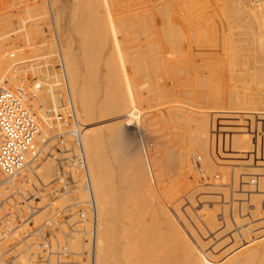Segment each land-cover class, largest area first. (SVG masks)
Returning a JSON list of instances; mask_svg holds the SVG:
<instances>
[{"label": "rangeland", "instance_id": "1", "mask_svg": "<svg viewBox=\"0 0 264 264\" xmlns=\"http://www.w3.org/2000/svg\"><path fill=\"white\" fill-rule=\"evenodd\" d=\"M79 1L78 0H52V1L50 0V3H52V9H53L52 11L54 12L55 23H56V26H57V29H58L59 39H60L61 48H62L60 50V54L62 55V58L64 59V65H65L66 61H65V58L63 56V54H65V53H64L63 50L66 47L68 48L69 45H70L72 57L75 59V62H76L77 66H78V68L80 70V78L83 81H85L84 79H86L85 82L88 85V87H87L86 84H85V86L88 89L91 88V90L94 93L93 94L94 95L93 97L96 98V100L94 98L93 99H94V106H95V116H97V115L98 116L97 117L94 116L93 123H89L90 122L89 120H83L82 113H81V111L79 109L80 107H79L78 100H77V98H75V95L72 92L74 101L76 103V108H77V111H78L79 119L82 121L84 127H89V125L91 126V125H94L95 124V126L97 125L96 127H98V128L100 127L96 131L97 132H100V130H101L102 131V134L104 136V135H106L105 133H107V132H105L106 129H104L102 127H106L107 126V127H109L108 129H110V130H113V129L116 130V129H118V130H116L118 132L115 131L113 133L114 136H117L118 137L119 132H120L122 134L119 135V137L122 136L123 133H124L123 136H126V137L129 138V139H124V137L122 136L123 137L122 138V141L123 142H122L121 139L118 137L120 139V141H118L119 143L120 142H122V143L126 142V144L129 146V147L127 146V149L129 150V151H127L126 146H123V147H125V149H123V148H121L122 147V143H120L121 144V146H120L121 149L120 150H123V154H125V155H123L124 161H125V159L127 161L129 159V162L126 161L127 162V167H126V165H125V167L128 169V164L132 162L131 163L132 166H130V164H129V169L130 168H132V169H130V170L128 169L127 170V171H129V173L126 171L127 172L126 173L127 176L125 175L124 178L129 177V175L133 171H134V174H135L136 173L135 171H137V170L139 171V169H140V172H138V174L140 175V177H139V175H138V177H137V175H135V177H137V181H135V183L138 182L139 185L138 184H134V185L131 184L133 186L130 189V188H128L129 183H128V185L125 184L126 186L124 185V187L121 189V192H122L123 195H125L123 192H125L126 189H127V192H125L126 195H131L132 196V193H133V195L135 197H137L136 199L139 200L138 202H141V199L140 198H143L144 199V196L143 195H146L145 196L146 197L145 199L148 198L147 200H145V199L142 200V203H138V204H141V206H142L141 208L138 209V212L140 211L139 214L142 216L141 212L143 210L144 211L142 213L145 214L144 215L145 217L142 216L143 217V218L141 217L142 219L139 218L138 226L142 222L141 220H143L142 224L140 225L141 227L139 226V228H137L139 230V232H142V230H143V233H144V231H146V232L147 231L155 232L154 231V229H155L156 230V234H155V245L157 244V242H159L158 238L156 239V237L157 236L159 237V234L160 233L163 234V230H162L161 226L159 225L160 224L159 223L160 222V218L158 217V213H157V208H159V207L155 203V202L158 201L159 203L158 202L157 203L160 204V206L162 208H165V210H169L170 211V214L173 213L172 215H173V217H175L174 219L177 221V224H178L179 228L182 229L181 231L183 233L185 232L187 238L190 239L189 241H191L192 244L194 243L193 245L195 246L196 250L200 249V250H198V252H200L201 249H202V251L204 253L203 255H205V253L207 254L206 256H203L202 255V257H204L203 259H205V257H208V260H210V261H207L205 259L206 261H204V260H202V257H200V255H199V256H195V258H194L195 259V262H197V260L199 259L198 261H200L201 264H204V263H206V264H212L213 262L216 263V264H220V263L221 264H224V262H226L228 260V259L227 260L225 259L228 256V254L226 255V251L225 250L227 249V247H229L230 245H232V243H238L239 246H237V247H240L238 253H236V251H235V253L237 254L236 257H238V255L240 254L239 252H242V250L244 251L245 249H248V247L249 248H252L251 247V244H252V241L251 240H253V239H259L260 237H263L264 236V233H262L264 231V225H261V224H264V210H263L264 209V205H263L264 204V196H262V195H264L263 194L264 193V191H263L264 190V186H263L264 185V172L262 173V170H264V168L261 167V166H258V167L255 166L256 169L258 168V171L256 172V169H255L254 165L253 166H250V165H252L254 163L253 160L258 159V158H255L256 157L254 155L255 153L253 154V157L251 158V160L249 159L250 161H248V159H245V160L248 161L247 164L249 163L247 166L245 165L243 167V166H237V165L232 164L233 161H231V159L232 160L234 159L233 156L235 157V159L236 158L240 159V156L239 155H236V153L234 152V150L232 148H229L230 147L229 144L223 138L227 137V135H229L230 133H233V131H232L234 129V128L232 129V126L233 125H234L233 127H236V128H237V126H240V125L241 126H244L245 128H249L248 127V122L251 120L252 117H255L256 115L258 116V110L261 112V114L264 113V109H263L264 106H260L261 104L264 105V81H263L264 80V76H263L264 72H263V74H261V70H260V67H264V30L261 31V33L263 35L262 36V35H260L261 33H259L260 31H257V29L256 30H252L249 27H245V26L243 27V25H248L249 26V25L255 24L256 23V19H252V17H250V18L247 17L246 18V16L241 15L242 17H240V19H238V16H234V17H229L230 19L227 18L225 20L227 23H230L231 26H233V27L235 26L234 28L231 27V29H230L231 31L229 29L224 30L222 28H220L219 30H217L218 29L217 28L215 30L209 31L210 33H212V36H211V34L209 32H206L205 33V31H204V33L206 35L203 32L200 33L198 30H196V28H194L193 26H191L192 24H191V20L189 18V15L191 14V9H190L191 3H192L191 0H171V1L170 0H159L160 3H159L158 0H146V1L145 0H91V1H89V0H85V1L84 0H79ZM107 2L110 3V4H107ZM82 3L83 4L85 3L88 6H86L85 4L83 5ZM33 4H35V5H33ZM76 5H79V6L82 5V6H84V8L85 7H88V8L85 9V11H84L83 7H81V6L78 7L77 6V9H75L76 8ZM89 6H90V8H89ZM105 6H106V8H105ZM213 6H214V4L211 6V8ZM93 7H95V8L94 9H91ZM132 8H134L135 10L132 9ZM215 8L216 9L218 8L217 9L218 12H217V10H215L216 13H214V15L215 14H219V12L221 11V7H219L216 4L215 5ZM88 9L90 10V12H88ZM158 9H159V11H158ZM71 10L73 11V13H75V10H76V14L75 15L73 14L74 16L72 15V11ZM94 10H97L96 11L97 13ZM91 11L93 12V14L91 13ZM106 11H107V13H106ZM84 12H86V14ZM56 13H57V15H56ZM199 14H201V11H200ZM80 15H81V17L85 16V17L82 18L83 20L80 18ZM90 15H91V17H90ZM167 15H169V17L171 16L170 18H172L171 21L173 23L172 22L170 23V20H169L170 18H167L166 17ZM92 16H93V18H92ZM162 16H163L164 19L162 18ZM219 16H220V14L216 16L217 18L212 17L211 21H213V22L211 23V25L216 26V25H218L221 22V19H219L221 16L220 17ZM86 17H87V19H86ZM73 18H75V20ZM99 19H101V20H99ZM165 19H168L169 20V23H167L168 20H165ZM80 20H81V22L79 23ZM88 20H89V22H91V24L87 23ZM91 20L93 21V23H92ZM98 20L100 21V23H98L99 22ZM73 21H74V24L72 23ZM94 21H96V23H98V27L96 26V28L95 27H92L93 25L94 26L96 25ZM126 21H128V22H126ZM214 21H216V22L218 21V23H216V25H215L214 24ZM76 22L79 23V24H83V23L84 24L81 25L82 27L81 26L79 27V26H77L78 24H76ZM102 22H104V23H102ZM253 22H255V23H253ZM86 23H87V25H86ZM99 24H102V25L104 24V25L102 26V25H99ZM74 25L77 26V27H75ZM90 25H92V26H90ZM168 25H169V28L171 27L170 29L172 31L169 30V29H167L168 28ZM176 25H177V27H176ZM237 25H240V27H243V28L237 29L236 28ZM47 26L48 27L50 26L49 25V19H48V4H47V0H0V73L3 72L5 74H7L8 71L14 70V68L12 66H13V64L15 62H17V61L18 62H21L23 64H18L17 65V69H19V66H21L20 67V70L21 71L24 70L23 72L29 74L32 77V78H30L31 81H32V79H36L35 81H33L35 84H37V82L39 84L41 83L40 85L39 84H37V85H39V87H43L44 90H46L45 91L46 93H48L47 89L49 87H53V84L55 83V80H53L54 81V83H53L52 80H51V78H49V76L50 75H53L52 77L54 79H55V77L57 78V76H59L57 74H54L55 72L53 70L54 69V64H55V52H56V49H55V47H53V46H55V43H53L52 42V39L49 38V36L47 35V32L49 33L48 30H50V27L48 28ZM84 26H85V28H86V26H90V28H92V29H89V27H87L85 29ZM166 26H167V28H166ZM105 27L106 28L108 27V28L106 29ZM162 27H163V29H162ZM93 28H94V32L91 31V30H93ZM139 28H141V29H139ZM178 28H179V30H178ZM45 29L46 30L48 29L47 32H46ZM74 29H76V30L74 31ZM108 29L110 30V32H109ZM165 29H166V33H168L170 31L169 35H171V32H173V34L175 33L176 36H175V41L174 42H176V43L178 42V44H176V45H178L177 46L178 47V50H180L179 47H181V49H184L186 51V53L190 51V52H192V54L190 52L187 53L188 56L187 55L186 56L184 55L185 58H184V56H182L183 58L181 57V55L185 54L184 53V50H181L182 52L180 51V52H178V54H176L175 52H173V54H169V52L167 51V48L165 46L164 39H162L163 38L162 34L165 31ZM81 30H84L85 32H86V30H88L87 31L88 33L87 32L85 33L84 31H81ZM139 30H141V31H139ZM186 30H187V32H186ZM76 31H79L78 34L80 36L77 35V32ZM89 31H91V32L89 33ZM82 32H84V33H82ZM96 32H98L97 33L98 34V37H97ZM226 32H227V34H226ZM229 32H231V33H229ZM255 32H257V33H255ZM91 33H93L95 35H93V34L90 35ZM102 34H103V36H102ZM137 35H139V37ZM124 36H126V37H124ZM178 36H179V39L177 38ZM260 36H262V37H260ZM257 37H258V39H257ZM67 38H68V40H67ZM199 38H200V40H199ZM259 38H260V40H259ZM48 39H50V40H48ZM82 39H83V42H86L87 39H88V41L86 43L89 44V42H91L90 43L91 46L88 45V44L86 45V43H84L86 46L83 45V43L81 41ZM223 39L225 41H227L229 43L231 42V43L229 44V43L225 42ZM208 40H209V42H208ZM78 41H79V43H78ZM97 41H98V43H97ZM113 41H114V43H113ZM180 41L181 42L184 41L183 44L180 43ZM185 41H188V43L185 42ZM232 41H233V45H235V43H236L237 44L236 45L237 47H239V46L241 47L240 49L237 48L238 51L236 50L237 51L236 53L238 55V56L236 55V59L233 58V57L231 58V56L229 58H227L229 56L227 54L228 53L230 54V52H231V51L229 52V47H230V45H232ZM65 42L68 44L67 46H66V43ZM258 42H260L259 43L260 45L258 44ZM92 43H93V45H92ZM184 43H185V47L186 48H183L184 46H182V45H184ZM81 44H82V46H81ZM113 44H115V48H116L115 50L113 49V46H114ZM255 44H256V46H255ZM228 45H229V47H228ZM88 46H89V48H88ZM92 46H93V48H92ZM82 47H84V48H82ZM133 47H134V49H133ZM137 47L140 48V49H138ZM177 47H176L175 50H177ZM207 47H209V48H207ZM247 47H248V49H247ZM90 48L92 49L91 53L89 51V50H91ZM103 48H104V50H102ZM127 48H129L132 51L125 50ZM187 48H188V51H187ZM254 48H255V50H254ZM85 49H86V51H88L87 53H85L86 52ZM80 50H81V52H80ZM95 50L96 51H99V52H96ZM61 51H62V53H61ZM111 51L113 52L114 55L113 54L111 55ZM137 51H139V52H137ZM253 51H255V52H253ZM11 52H13L15 54V56H14L15 58H13V59H10L9 58V53H11ZM118 52H119V54H118ZM153 52H155V53H153ZM167 52H168V54H167ZM252 52H253V54H252ZM81 53L82 54H85L84 57H83V55H81ZM86 54H87V56L89 55L88 56L89 59L86 56ZM92 54H94V56H96V57H94V58L91 57V56H93ZM108 54H110L111 55L110 57L113 58V59H111V61H110V57H109ZM141 54H143L144 56L141 55ZM48 55H49V60L47 61ZM118 55H119V57H118ZM175 55L176 56L179 55L180 58H179V56H177V58H176ZM252 55H254V56H252ZM169 56H171V59L168 58ZM207 56H209V57H207ZM249 56H250V58H249ZM164 57H166L167 59H164ZM186 57H187L188 60L186 59ZM237 57H239V58H237ZM242 57L245 60H242L241 59ZM90 58H92V59H90ZM108 58H109V61H107V62H110V65L109 66L110 67H113L114 66L112 69H113V72H114L115 76L114 75L113 76L116 78V81L117 80L119 81V83H118V81L116 82L114 77H113V82H112V79L111 80L109 79V81H111L113 83V86H114V87H112V85H111L112 83L111 82H108V83H110L112 89L107 87V85H108V83L106 82L107 79L104 76V74L108 70H109L107 72L108 75H109L110 71L112 70V69H110L109 67L106 66V65H108V63L105 64L106 63V59L108 60ZM114 58H116V59H114ZM207 58L208 59L210 58V59L208 60ZM133 59H134V63H133ZM142 59H144V60H142ZM172 59H174V60H172ZM191 59L193 60V62H192ZM219 59H221V60H219ZM230 59H233L234 61L233 60H230ZM239 59H241L244 62V64L241 67L239 65L241 63H243V62L240 61ZM89 60H90V64H93V61H94V64L96 65V66L95 65H92V66H94L93 67L94 70L91 69L92 67H89V66H91L89 64ZM96 60H98V61H96ZM129 60H131V61H129ZM201 60H203V61L201 62ZM228 60L230 61V63H229ZM87 61H88V64H87ZM145 61H147L148 63H150V66L152 67L151 68L152 70H149V75H151V76L153 75V77L149 76V79H151V81H148V83L146 82V85H145V83L142 84V82H145V80H143L144 77L143 76H141L142 78L140 77V75H141L140 73L143 72V74H144V71L143 70L142 71L140 70L141 71L140 72V71H137L136 70V69L139 70L141 68L140 63L145 62ZM175 61H176V63H175ZM177 61H178V63H177ZM236 61H237V63H240V64L238 65L237 63H234ZM238 61H240V62H238ZM258 61H261V62H258ZM166 62H167V64H166ZM188 62H189V64H188ZM227 62L229 63V65H228ZM232 62L235 65L229 67L230 65H233ZM114 63H116L118 66L116 64H114ZM172 63H173V65H172ZM204 63H208L213 68H211L208 64H205V66H204ZM245 63H246V65H245ZM258 63L261 64V65H258ZM85 64H87V65H85ZM169 64H171V65H169ZM186 64L189 65V66H191V68L189 66H187ZM199 64L200 65L202 64V65L200 66ZM236 64L238 65V67H236L238 69L235 68ZM153 65L155 66V68H154ZM183 65H184V67H183ZM138 67H140V68H138ZM178 67H179V69H177ZM64 68L66 69L65 66H64ZM217 68H219V69H217ZM118 69H119V71H118ZM242 69H244V70H242ZM246 69H248L249 71H247ZM217 70L219 71L218 73H217ZM150 71H152L151 74H150ZM116 72L117 73L119 72L118 74L120 76H117L118 74ZM124 72H125V74H124ZM138 72H139V74H138ZM185 72H186V74H185ZM214 72H216L217 74H214ZM112 74L113 73L111 71V75ZM134 74H136L137 76L134 75ZM81 75L84 76V79H83V76L81 77ZM138 75H139V77H138ZM86 76L89 79L88 82H87ZM88 76L89 77L91 76L93 79L91 78L92 79L91 80ZM186 76H187V78H186ZM109 77H112V76H109ZM118 77L120 78V80H119ZM136 77L138 79H136ZM257 77H258V79H256ZM185 78H186V80H185ZM220 78H222L221 79L222 83H219V82H221L220 81ZM231 78H233V79H231ZM193 79H195V80H193ZM229 79H230V81H229ZM141 80H143V81H141ZM255 80H257V81L259 80V82H258L259 84ZM195 81L197 82V84H196ZM204 81H206L207 83L209 81V83H211L210 84V88H209L208 85H205L203 87V85H202L203 83L202 82H204ZM68 82H70V81L68 80ZM114 82H116V83H114ZM121 82H123L122 83V87H121ZM216 82L219 83V84H217V86H216ZM106 83H107V85H106ZM125 83H127V84H125ZM130 83H131V85H130ZM184 83H187L189 85L186 87L185 85H187V84L184 85ZM192 83H194L195 85H193ZM91 84H92V86L94 88L93 87H89ZM96 84L98 85V87H97ZM140 84H142V85H140ZM201 85H202L203 88L201 87ZM218 85H219V87H218ZM220 85H221V87H220ZM116 86L118 87V90L119 91L118 90L117 91L120 92V94L117 91L114 92V90H116V88H117ZM126 86H128V88ZM129 86H130V89L131 90L129 89ZM131 86H132V88H131ZM70 87H71L70 89L72 91V85ZM105 87H107V89L109 91V92L108 91H106V92H108L107 93V96H108L107 98H109L110 100H108L107 98L104 97L105 96ZM193 87H195V88H193ZM196 87H198V88L196 89ZM178 88H180V89H178ZM216 88H217V91L220 92V93H218L216 91ZM220 88L222 90V93H221ZM109 89L111 90V92H110ZM94 90H96L95 92L97 94H95ZM181 90H184V92L183 91L180 92ZM92 91H91V93H92ZM244 91L246 93H243ZM89 92H90V90H89ZM181 93H182V95H181ZM158 94L160 96H158ZM110 95H111V97H109ZM117 95H118V99L120 100L119 101V104L122 103V105L121 104L120 105L117 104L114 108H116L117 106H119L120 108H122V106L124 105L123 109H121V112H120L121 114H119V111H120L119 109L120 108L117 111V108H118L117 107L116 110L114 109L112 111V113L113 112L114 113L115 112L117 113L116 114L117 117L115 116V114L114 115L112 114L115 117H113L112 115H109L108 117L107 116H103V115L102 116L99 115V113L97 112L99 110V108L97 106H100V104L102 106L104 104V100L105 99H107L110 102L111 101V98L112 99H115L117 97H114V96H117ZM203 95H205V96H203ZM103 97L105 99H103ZM119 97H121L122 100ZM242 97H243V99H242ZM48 99H49L48 97H45V99L42 100L43 103L41 105L43 106V108H45V107L46 108H53L54 107L52 105V103L48 101ZM107 100H105V102ZM121 101H123V102H121ZM255 101H257V102H255ZM57 103H58V99H57ZM38 104L40 105V102L36 104L37 107L39 106ZM257 104H258V106H257ZM254 105L256 107H254V109H252ZM33 106H34L35 109H37V107L35 105H33ZM176 111H178V112H176ZM179 112H180V114H179ZM253 112L255 114H253ZM122 114H123V116H122ZM251 115H252V117H251ZM164 116H166V117H164ZM223 116L225 117L224 119H223ZM98 117H99V119H98ZM101 117H103V118H101ZM195 117H197V118H195ZM205 117H206V119H205ZM235 117H237V118L235 119ZM235 120H237L236 122H237L238 125L235 123ZM243 120H244V123L245 124L243 123ZM218 121L219 122L221 121V123H219ZM231 121H233L234 123L232 124ZM163 122H164V124H162ZM166 122L168 123L167 125H166ZM227 122H231V123L230 124H226ZM116 123H119V124H116ZM44 124H43L42 128L45 129L46 126L44 127ZM116 125H120V127H123V128H115V127H117ZM227 126L229 127V129L231 128L232 130L230 129V131H228V127ZM142 127H144V128L147 127V128H145L146 131L143 130L144 128L142 129ZM150 127L152 129H150ZM218 127H220V128H223V127L225 128L226 127V128L224 129L225 131H223L222 129L220 131V129H218ZM244 127H242V128H244ZM166 128H167V131H166ZM119 129H120V131H119ZM171 129L173 131H174V129H176L178 131H174L173 132ZM183 129H185V130H183ZM121 130L123 132H121ZM164 130L167 132V134L165 133ZM179 130H181L180 131L181 133L179 132ZM47 131H48V129L46 128L44 130V132H46L47 134H49V132H47ZM157 131H159V132H157ZM160 131L162 132V134H165V135H168L169 132H170L171 134H169V136L170 135L171 136L174 135L175 137L172 136L171 137L172 139H169L170 140L169 141L168 139H165V138L166 137L170 138V137L169 136H165V135L163 137V135L161 134ZM226 131H228V132H226ZM172 132L174 134H172ZM177 132H179V134ZM117 133H118V135H117ZM132 133H134V134L132 135ZM183 133H184V135H182ZM191 133L194 134L193 136L195 137V139H199L200 141L202 140L201 138H203V140H204V138H206L204 140V141H206L205 144H207V141L211 140L210 141V147L209 148H211V144H212V148L213 149H210V150L208 149L209 152H207V153L209 155H212L210 157L212 158V160L214 158L213 161H215L218 158V160H217V162H218V169H220V167H221V169H223V167L225 169H228L229 172L227 170L223 169L225 172L227 171L229 173L228 174V177H226V178L223 177V175H222L223 173H222V170L221 169H220L221 171L217 169L218 171H216V172L214 170H212V172L205 170V172L207 173L206 175H208V177L210 176L212 178L209 181H206V183H200L198 181V178H196L197 173H195L196 171L194 172V169H193V173L192 172H191V174H189L190 172L188 173L189 168H190L188 164L183 163L184 167L183 166H182V168L180 167V165H182V163H180L179 156H176L177 158H179V160L176 162V163L179 162V166L176 165V168H175V171H177V169L180 170V172H178L179 174L175 173V171L173 172V170H174L173 168L175 167V165L174 166H171V164H170V167H172L173 170L170 168L169 171L172 170L171 171L172 173L166 171V170L169 169V164H166V162L168 163L169 158H170L169 162L171 160H172V162L175 161V160H177L176 158L175 159L173 158L174 160L171 159V156L168 153H166L169 150L168 147H170V148L171 147H174V145L172 146L170 143H174V139H175V141L177 140V141H179V143L181 142V144H182V142H183V144H185V140H187V139H185V137L188 138L189 135H191ZM204 133H206L207 135H205ZM160 134H161L162 137H160ZM175 134H178L179 137L176 138L177 135H175ZM180 134H181V136H180ZM197 134H198V136H197ZM200 134H201V138H199L200 137ZM210 135L212 137H210ZM48 137H49V135H48ZM83 137H84V135H83ZM181 137H183V140L184 141L182 140ZM118 138H115L114 137V140L115 139L118 140ZM208 138H210V139H208ZM218 138H221V141L220 140H217ZM83 139H84V141H83L84 146L86 147V145H85V138H83ZM132 139H133V141H132ZM159 139H160V141H159ZM163 139H165V142H164ZM178 139H180V140H178ZM117 140H115V142L119 146L120 144L117 142ZM127 140H130V141H127ZM161 140H162V142H161ZM212 142H214V145H213ZM217 142H218V144H217ZM162 143H163V145H162ZM166 143H167V147L165 146ZM157 146H159V147H157ZM175 146H176V143H175ZM104 147L106 148L103 151V152H105V155L103 154V156H105L104 159L106 160L108 158L109 161L112 163V165H114L113 164L114 157H112V158L110 157V156H113V153L111 152L110 148L107 147V145H104L102 148L104 149ZM163 147H164V149H163ZM156 148H158V149H156ZM217 148H220V149H217ZM159 149H161V150L163 149L164 151H166V150L167 151L164 152L162 150L160 152V154H159V151H160ZM206 149H207V147H206ZM214 150H216V151H214ZM218 150H220L221 153ZM229 150H230L231 153L229 152ZM126 151L129 153L128 155H126ZM226 151H227V153H225ZM210 152H213V153H210ZM214 152H216V153L219 152V153H217L219 155H217ZM106 153H107V155H106ZM161 154H163V155H161ZM198 154L201 155L202 160H203L204 159L203 154H201L198 151L195 152V154L193 156L196 157ZM220 154H221V156H220ZM231 154L232 155L234 154V155L232 156ZM157 155H161V156H158L157 157ZM226 155L228 156V158H227ZM164 156H168L167 157L168 158L167 161H166V159H165ZM213 156H215L216 158L213 157ZM218 156L220 157V159L221 158L222 159L220 160ZM222 156L223 157H226L227 159L226 158H223ZM229 157H230V159H229ZM132 158H133V160H132ZM152 158H153L154 161H152ZM191 158H192V156H191ZM191 158H190V162L193 159V158L192 159ZM161 159H163V160L161 161ZM205 159H206V161L210 162L208 160V158H205ZM46 160L51 161L50 159H46ZM87 161H88V157H87ZM155 161L158 162V163H156ZM221 161H222L223 164L221 163ZM228 161H230V162H228ZM41 162H44V161H41ZM160 162H162V163H160ZM172 162H170V163H172ZM219 163H221V164H219ZM156 164H157V167L159 169L158 168H154L153 169V167H156ZM88 166H89V164H88ZM134 166H135V168L137 167V170H134L135 169V168H133ZM163 166H164L165 169L164 168L162 169ZM138 167H139V169H138ZM178 167H180V168H178ZM245 167H247V168L245 169ZM52 168L54 170V172H53L54 173L53 177H54L55 176V166H54V163L52 164ZM236 168H237V170H239L238 168H240L239 174H240V171H241V174L238 175L240 178L237 176L239 179L237 178V180H236L238 184H234L233 183L234 182L233 181L234 179L232 177V173L233 172L235 173V169ZM260 168H261V170L259 171ZM181 169H183V171H185L186 174L185 173H182ZM244 169L246 171H252V172H246L247 175H245V171L243 173V170ZM117 170L118 169L115 168V172L116 173H118ZM158 171L160 173H158ZM163 171L166 172V174H167L165 178H162V175H160V174H162L161 172H163ZM164 172H163V177L165 175ZM213 172H215V174H218V175L220 174L217 179H213V176L215 175ZM173 173H174L173 178H175V174L177 175L176 178H177L178 181L176 183L173 182V181H176V180H173L172 176H170V174L173 175ZM90 174H91V172H90ZM158 175H160V177H157L156 178V176H158ZM188 175H190V176L193 175L194 178L191 176V178L189 177L191 180H189V178L187 177ZM241 176H243V177H241ZM37 177L43 183V181L40 178V175L37 176ZM144 177L146 178V180L143 179ZM167 177L169 178V181L167 180L168 179ZM91 178H92V176H91ZM252 178H255L256 183H259L258 186L260 185L261 186V189H260V186L258 188L257 185H255L256 188H254L255 186H253V184H251ZM161 179H162V181L164 179L165 182L163 181L161 183ZM193 179H194V181H193ZM143 180H145V182H147L148 184L150 183V184L148 185L147 183L144 182L145 183L144 186H143L144 188H142L141 190H138V189H140V187L139 188L138 187H134L135 185L136 186L137 185L140 186V183H141V185H143ZM219 180L222 183H224V184L221 185L219 183ZM228 180H229V182H228ZM156 181H159L160 183L157 184ZM260 181H263V183L260 182ZM30 182H32L33 184H36L38 187H40V185L36 182V180H35L34 177L31 178ZM217 182H218V185H219L218 188H217V186H215L213 184V183H217ZM167 183H169V184H167ZM92 185L94 186V184H92ZM148 187H150V188H148ZM207 187H209V188L211 187V189L208 188L209 190H207ZM128 189L131 190L132 193H129L130 191ZM214 189L216 190V192H215ZM259 189L262 190V191H260ZM142 190H143V193H142ZM93 191H94V187H93ZM121 192L119 191V193H121ZM256 192L258 193V195H254V194H257ZM261 192H263V193L261 194ZM140 193L142 194L143 197L141 196ZM153 193L155 195H153ZM252 193H253V195H252ZM2 195H3V192H2ZM4 195H5V193H4ZM82 196H84V194L82 195V193L77 195V197H80V198ZM139 196H141V197L139 198ZM155 196H156V198H155ZM254 196H256L257 199H261L259 201L261 202V206H263V209H262L263 212L261 211V213H260V214H263V216L261 217V215L260 216L257 215L256 218H258V219H256L255 216L252 217V214L251 213H252L253 207H252V205H249L251 203V201L248 198L249 197H252V199H254L255 198ZM259 196H261L263 198H259ZM245 197L247 198V201L246 200L245 201H242L243 198H245ZM150 198L152 199V201H149L150 203L149 202H146ZM235 198H236V200H235ZM72 199H73V196L72 195H69V196L68 195H63V196L59 197L56 200V202L54 203V205H63L64 206V205H67L68 203H70L72 201ZM221 199H222V202H225V203H222L221 202ZM223 199H227L228 201H223ZM217 201H219L220 203L217 202ZM240 201L243 203L244 206L242 205V203ZM226 202H227V205H226ZM253 202L254 201H252V203ZM224 204L226 206L223 207ZM234 204H235V207H234ZM217 206H218V208H216ZM221 206L223 208H225V207L226 208L223 209ZM204 207L206 208V211H207L206 213L207 214L208 213H211V211L213 210L212 211L213 212L212 215L211 214H208V215H211L213 217L215 215L214 218L217 219L216 222L218 224L216 223L215 227L212 228L214 232L213 231H209L206 227H204V228L202 227L203 225H202V222H201V218L200 217H201V214H203L205 212L204 211L205 210ZM219 207H220V209H219ZM153 208H154V211H153ZM145 209L148 210V211H146ZM210 209H211V211H210ZM217 209H219V210H217ZM244 209H245V211H244ZM223 210H226L225 213L223 212ZM151 211L154 212L155 215H153ZM174 211H175V213H174ZM180 211L183 214H185V216ZM191 212H194L195 214H193V213L191 214ZM200 212H202V213H200ZM240 212L241 213L244 212L243 214H245V216L244 215L242 216V214ZM45 214H46V212H44V216H45ZM221 214H223V215H221ZM240 214H241V216H240ZM225 215L227 216V219L230 220V221H227ZM150 216L152 217V220H150ZM154 216H155V219H154ZM232 216L233 217L235 216V217L233 218ZM243 217L246 218V219L244 218L245 221L243 220ZM254 218H255V221L257 220V222L260 221V220L263 221V223L260 222V225H261L260 227H256L257 222H255V221H254V223H256V224L254 225V223H253V219ZM156 220H158L159 222L157 223ZM237 220L239 222L241 220V223H240L241 226L238 224L240 227H238V226L235 225L236 224L235 222ZM149 221H152V222L149 223ZM198 221H200V222H198ZM226 221L229 222V223H227ZM242 221L244 222V224H243ZM250 221H252V222H250ZM230 222L231 223H235L234 225L232 224L234 227H231V228L225 227V225L230 224ZM186 223L189 226L185 227L186 226ZM200 224L202 225L201 227H200ZM195 225L197 227H195ZM220 225H221V227H219ZM143 226H145V227H143ZM147 226L149 227L150 230H148ZM244 226H246V227H244ZM250 226L255 231H257L258 229L259 230L261 229L260 230L261 233H259L260 232L259 230H258L259 232H254V230H252V233H249V236H247L246 238L244 236H241L240 237V235H239V241H238V238H234V237L232 238V237H230V235L233 234L235 230H236L235 232H237V230H242L243 231V234L244 233H247L248 234V232H247L248 230H244V229H247ZM151 227L154 228V229H152ZM183 227H185V228H183ZM188 228H190V229H188ZM201 228H203L201 231L203 233L205 231L206 235H204V236L202 235L201 236V234H202V233H200L201 231H198ZM217 228H218V230H217ZM223 228H226V231H228L230 234L228 232H226V231H225V233H223V231L225 230V229L223 230ZM191 229H193V230L196 229V231H195L196 233L195 232H192V231L189 232V230H191ZM232 229L234 231H232ZM186 231H188V233ZM206 231H208V232H206ZM147 233L150 235L149 232H147ZM147 233H146V236L145 237H147V235H148ZM213 234L215 236L217 235L216 238H212V239L211 238H208V237H213L214 236ZM144 235H145V233H144ZM149 235H148V238H149ZM141 236L145 239V237L143 236V234H141ZM191 236L194 239H197V238H199L201 236L200 239H199V242H201V241L202 242H205V244L202 243L201 246L204 245L207 248L203 246L204 247V249H203L200 246V243L198 245L196 242H194V240H192L193 238ZM195 236L196 237L198 236V237L195 238ZM226 236H228V238L230 239V241H229V239H228V242L225 240V239H227ZM256 236H258V238H256ZM150 237H152V235ZM153 237H154V235H153ZM223 237H224V239H223ZM160 238H162V236ZM163 238H162V240H163ZM204 238H205V241H204ZM235 239H236V241H232V240H235ZM152 240L154 241V239H152ZM162 240H160V243L161 242L163 243ZM213 240H215V241H213ZM222 240H224V241H222ZM153 241H150V242H153ZM164 241H165V239H164ZM195 241L198 242V239L195 240ZM209 241H211L212 243L208 244ZM217 241L218 242H223V243L226 241V243H224V245H221L223 243H218ZM84 242L87 244L86 239L84 240ZM146 242H147V238L143 241V243H145L144 245H146L148 243V242L147 243ZM214 242H217V243L215 244ZM165 243H166V241H165ZM249 243H250V245L248 246ZM78 244L79 245H76V248L74 250V251H76L75 253L80 252L81 250H83L86 247V244H84V243H78ZM151 244H153V245L152 246H149L150 252H151V249L155 246L154 245V242L151 243ZM217 244H220L219 247H218V249H216V247L218 246ZM84 245H85V247H84ZM147 245H146V247H147ZM158 245L161 246V244H158ZM164 245H165L164 247H167L166 244H164ZM211 245L214 247V249H213V247H211ZM121 246H123V245L121 244ZM242 246H245V247H242ZM246 246H248V247H246ZM146 247L144 246L143 247V250H145L144 248H146ZM155 247H154V249H152V252L154 253L155 250H157V251L159 250L157 252V256H159L160 255V252H161L160 251L161 250L160 248H163V247H160V248H158V247L155 248ZM72 248H73V246H72ZM112 248H111V250H112ZM85 249H87V247ZM141 250H142V248H141ZM218 250L219 251L222 250V252L225 251L224 253H222L220 251L222 254H225L224 255L225 257L223 255H221ZM249 250L250 249L246 250V251H248L247 252L248 254L246 256L243 255V254H246V252L245 253L243 252V254L241 253V255L243 257H245V258H243V257H242L243 259L240 258V257H238V258L239 259H242L244 262L251 263V264H260L261 263L260 261H262V258H263L262 263L264 264V257H263L264 250H263V252H260V253L259 252L258 253L256 252L257 253L256 255H255V251H252L251 250L250 252H252V253H249ZM209 251H210V253H209ZM215 251H217V252L215 253ZM117 252L114 250V254L115 255L111 256L110 258L107 257L108 260L111 259V261L109 260L110 263L113 262V263H116L117 264V262H119V264H124V262L126 261V264H145L144 262L145 261H148V263L150 264V262L153 263V259L157 257L156 256V252H155V254H153L152 252L151 253L150 252H146V253H150V255L152 254L153 256L152 255L151 256L154 257V258H152V261L149 262V260H147V258L150 259L151 256L150 257H147L146 256L145 257L146 260H144V262H141L140 258H142L143 255L141 254V257L140 258H137L138 256H140L139 255L140 254V250H139V254L135 253L134 256L126 257V259H124L122 257V255H119ZM141 252L144 253V251H141ZM116 253H117L118 256L116 255ZM146 253H144V254H146ZM219 254L221 256H223V258H221V256ZM250 254H253L254 255V256L252 255V259L250 257L251 256ZM147 255L149 256V254H147ZM241 255H239V256H241ZM248 255H249V257H248ZM114 256L117 257V258H114L112 260V258ZM209 256H211V258H209ZM212 256H213V259H214V256L217 259L215 258L213 260L212 259ZM218 256H220V257H218ZM196 257L197 258L200 257V258H198L196 260ZM219 258H221V259H219ZM248 258H249V260H248ZM223 259H225V260L223 261ZM73 260L74 261H80L81 260V257L76 255V256L73 257ZM117 260H119V261H117ZM123 260H124V262H123ZM242 260H241V262H242ZM250 260H251V262H250ZM121 261H122V263H121ZM234 261H235V259H233V262ZM236 261H238L237 258H236ZM104 262L107 263V259L106 258H105ZM210 262H212V263H210ZM229 262H231L230 261V257H229V261L226 264H228ZM239 262H240V260H239ZM244 262H242L240 264H245ZM72 264H74V263H72ZM196 264H198V262ZM229 264H231V263H229Z\"/></svg>", "mask_w": 264, "mask_h": 264}, {"label": "bare ground", "instance_id": "2", "mask_svg": "<svg viewBox=\"0 0 264 264\" xmlns=\"http://www.w3.org/2000/svg\"><path fill=\"white\" fill-rule=\"evenodd\" d=\"M52 1V0H51ZM79 1V0H78ZM85 1V0H84ZM89 1H91V0H89ZM146 1V0H145ZM144 1V2H145ZM159 1V0H158ZM171 1V0H170ZM80 2V1H79ZM136 2V1H135ZM150 2V1H149ZM192 2V3H191ZM191 6H190V9H191V14L189 15V18H190V20H191V26H193L194 28H196V30H198L200 33L201 32H203L204 33V31H205V33L206 32H209V31H212V30H215V29H217V30H219L220 28H222V29H224V30H227V29H231V27H233V26H231V24L230 23H227L225 20L227 19V18H229V17H234V16H238V19H240V17H242L241 15H243V16H246V18L247 17H252V19H256V23L255 22H253V23H255V24H252V25H243V27L245 26V27H249L250 29H252V30H256L257 29V31H260L259 33H261V31H263L264 30V0H191ZM86 3V2H85ZM84 3V4H85ZM93 3V2H92ZM139 3V2H138ZM159 3H160V1H159ZM189 3V2H188ZM36 4V3H35ZM35 4H33V5H35ZM80 4V3H79ZM83 4V3H82ZM83 4V5H84ZM91 4V3H90ZM106 4V3H105ZM107 4H110V3H108L107 2ZM106 4V5H107ZM144 4V3H143ZM179 4V3H178ZM214 4V6L211 8V6ZM218 5L219 7H221V13L219 12V14H220V18L219 19H221V22L218 24V25H216V23H218V21L216 22V21H214V24L216 25V26H214V25H211V23L213 22V21H211V19H212V17H214V18H217L216 16L217 15H219V14H215L214 15V13H216V11L215 10H217L216 8H215V5ZM32 5V4H31ZM51 5H52V3H51ZM86 5V4H85ZM94 5V4H93ZM148 5V4H147ZM177 5V4H176ZM183 5V4H182ZM54 6V5H53ZM74 6V5H73ZM77 6L78 7H83V9H84V11H85V9H87L88 7H85L84 8V6H82V5H76V8L75 9H77ZM86 6H88V5H86ZM96 6V5H95ZM160 6V5H159ZM168 6V5H167ZM181 6V5H180ZM108 7V6H107ZM145 7V6H144ZM89 8H90V6H89ZM95 7H93V8H91V9H94ZM105 8H106V6H105ZM138 8V7H137ZM173 8V7H172ZM183 8V7H182ZM42 9V8H41ZM132 9H134V8H132ZM171 9V8H170ZM206 9V10H205ZM220 9V8H219ZM80 10V9H79ZM82 10V9H81ZM135 10V9H134ZM153 10V9H152ZM205 10V11H204ZM72 11V10H71ZM95 12L97 11V10H94ZM158 11H159V9H158ZM200 11H201V14H199L200 13ZM2 12V11H1ZM88 12H90V10L88 9ZM87 12V13H88ZM173 12V11H172ZM190 12V11H189ZM217 12H218V10H217ZM80 13V12H79ZM85 14H86V12H84ZM91 13L93 14V12L91 11ZM90 13V14H91ZM97 13V12H96ZM106 13H107V11H106ZM109 13V12H108ZM163 13V12H162ZM166 13V12H165ZM75 15L76 14V10H75V13H73V11H72V15ZM89 14V13H88ZM95 14V13H94ZM176 14V13H175ZM222 14V15H221ZM56 15H57V13H56ZM73 15V16H74ZM84 15V14H83ZM132 15V14H131ZM164 15V14H163ZM208 15V16H207ZM135 16V15H134ZM83 17H85V16H83ZM83 17H81V15H80V18L82 19ZM90 17H91V15H90ZM96 17V16H95ZM99 17V16H98ZM97 17V18H98ZM104 17V16H103ZM167 18H170L169 17V15H167L166 16ZM165 17V18H166ZM178 17V16H177ZM57 18V17H56ZM92 18H93V16H92ZM162 18H163V16H162ZM179 18V17H178ZM74 20H75V18H73ZM79 19V18H78ZM86 19H87V17H86ZM89 19V18H88ZM96 19V18H95ZM108 19V18H107ZM164 19V18H163ZM230 19V18H229ZM83 20V19H82ZM99 20H101V19H99ZM98 20V21H99ZM165 20H168V19H165ZM170 20V23L172 22L171 20H172V18H170L169 19ZM169 20L167 21V23H169ZM185 20V19H184ZM92 21V20H91ZM97 21V20H96ZM96 21H94L95 22V26L93 25H90V26H92V27H95L96 28V26L98 27V23H100V21L98 22V23H96ZM180 21V20H179ZM246 21V20H245ZM81 22V20L79 21V23ZM83 22V21H82ZM126 22H128V21H126ZM166 22V21H165ZM73 24H74V21L72 22ZM79 23H77L76 22V24H78L77 26H81V25H83V24H79ZM87 23H89V24H91V22H89V20H88V22ZM87 23H86V25H87ZM92 23H93V21H92ZM102 23H104V22H102ZM146 23V22H145ZM173 23V22H172ZM45 24V23H44ZM88 24V25H89ZM163 24V23H162ZM166 24V23H165ZM181 24V23H180ZM99 25H102V24H99ZM104 25V24H103ZM102 25V26H103ZM175 25V24H174ZM75 26V25H74ZM77 26H75V27H77ZM90 26H86V28L87 27H89V29H92V28H90ZM48 27V26H47ZM78 27V28H79ZM82 27V26H81ZM176 27H177V25H176ZM180 27V26H179ZM235 27V26H234ZM233 27V28H234ZM243 27H240V25H237L236 26V28L237 29H239V28H243ZM49 28V27H48ZM74 28V27H73ZM84 28H85V26H84ZM83 28V29H84ZM85 28V29H86ZM101 28V27H100ZM106 28V27H105ZM108 28V27H107ZM106 28V29H107ZM130 28V27H129ZM166 28H167V26H166ZM171 28V27H170ZM169 28V25H168V28L167 29H169V30H171ZM173 28V27H172ZM193 28V29H194ZM138 29V28H137ZM139 29H141V28H139ZM162 29H163V27H162ZM177 29V28H176ZM248 29V28H247ZM46 30V29H45ZM48 30V29H47ZM47 30H46V32H47ZM76 29H74V31H75ZM96 30V29H95ZM109 30V29H108ZM143 30V29H142ZM178 30H179V28H178ZM49 31V30H48ZM81 31H84V30H81ZM88 30H86V32H87ZM91 31H93L94 32V28H93V30H91ZM91 31H89V33L91 32ZM101 31V30H100ZM134 31V30H133ZM132 31V32H133ZM139 31H141V30H139ZM144 31V30H143ZM172 31V30H171ZM195 31V30H194ZM231 31V30H230ZM77 32V35H79L78 34V32L79 31H76ZM85 32V31H84ZM84 32H82V33H84ZM85 32V33H86ZM109 32H110V30H109ZM124 32V31H123ZM131 32V33H132ZM138 32V31H137ZM168 32V31H167ZM186 32H187V30H186ZM192 32V31H191ZM224 32V31H223ZM249 32V31H248ZM88 33V32H87ZM98 32H96V34H97ZM106 33V32H105ZM125 33V32H124ZM130 33V34H131ZM169 33H170V31L168 32V33H166V29H165V31L163 32V34H162V36H163V38L162 39H164V42H165V46H166V48H167V51L169 52V54H173V52H175L176 54H178V52H180L181 50H184V49H181V47H179L180 48V50H178V45H176V44H178V42L176 43V42H174L175 41V33L173 34V32H171V35H169ZM194 33V32H193ZM202 33V34H203ZM204 33V34H205ZM210 33V32H209ZM225 33V32H224ZM229 33H231V32H229ZM255 33H257V32H255ZM47 34H48V32H47ZM69 34V33H68ZM76 34V33H75ZM93 33H91L90 35H92ZM181 34V33H180ZM203 34V35H204ZM211 34V36H212V33H210ZM218 34V33H217ZM220 34V33H219ZM226 34H227V32H226ZM93 35H95V34H93ZM133 35V34H132ZM184 35V34H183ZM191 35V34H190ZM193 35V34H192ZM206 35V34H205ZM216 35V34H215ZM260 35H262V33L260 34ZM80 36V35H79ZM102 36H103V34H102ZM134 36V35H133ZM138 37H139V35H137ZM232 36V35H231ZM263 36V35H262ZM262 36H260V37H262ZM97 37H98V34H97ZM124 37H126V36H124ZM142 37V36H141ZM182 37V36H181ZM47 38V37H46ZM143 38V37H142ZM178 39H179V36L177 37ZM186 38V37H185ZM201 38V37H200ZM200 38H199V40H200ZM204 38V37H203ZM216 38V37H215ZM231 38V37H230ZM249 38V37H248ZM97 39V38H96ZM99 39V38H98ZM126 39V38H125ZM133 39V38H132ZM188 39V38H187ZM186 39V40H187ZM195 39V38H194ZM211 39V38H210ZM222 39V38H221ZM228 39V38H227ZM257 39H258V37H257ZM262 39V38H261ZM48 40H50V39H48ZM67 40H68V38H67ZM66 40V41H67ZM86 40V39H85ZM84 40V41H85ZM114 40V39H113ZM134 40V39H133ZM184 40V39H183ZM205 40V39H204ZM224 40V39H223ZM259 40H260V38H259ZM258 40V41H259ZM71 41V40H70ZM69 41V42H70ZM82 41V43H83V45H85L84 43H86L87 41H88V39H87V41L86 42H83V39L81 40ZM194 41V40H193ZM196 41V40H195ZM212 41V40H211ZM225 41V40H224ZM223 41V42H224ZM47 42V41H46ZM50 42V41H49ZM53 42V41H52ZM102 42V41H101ZM133 42V41H132ZM163 42V43H164ZM184 42V41H183ZM183 42H181L180 41V43H182L183 44ZM185 42H187L188 43V41H185ZM197 42V41H196ZM206 42V41H205ZM208 42H209V40H208ZM225 42H227V41H225ZM261 42V41H260ZM260 42H258V44L260 43ZM66 43V42H65ZM78 43H79V41H78ZM90 43L91 42H89V44L88 43H86V45L88 44V45H90ZM97 43H98V41H97ZM113 43H114V41H113ZM141 43V42H140ZM139 43V44H140ZM191 43V42H190ZM211 43V42H210ZM218 43V42H217ZM222 43V42H221ZM227 43H229V42H227ZM231 43V42H230ZM229 43V44H230ZM132 44V43H131ZM176 46H175V45ZM199 44V43H198ZM257 44V43H256ZM256 44H255V46H256ZM50 45V44H49ZM48 45V46H49ZM68 44L66 43V46H67ZM85 45V46H86ZM92 45H93V43H92ZM104 45V44H103ZM102 45V46H103ZM114 46H113V49L115 50L116 48H115V44H113ZM223 45V44H222ZM237 44L235 43V45H233V41H232V45H230V47H229V45H228V47H229V52H230V54L228 53L227 55H229L227 58H229L230 56H231V58L233 57V58H235L236 59V55H237V51H238V49L237 48H241L240 46L239 47H237L236 46ZM260 45V44H259ZM53 46V45H52ZM65 46V47H66ZM81 46H82V44H81ZM84 46V47H85ZM91 46V45H90ZM137 46V45H136ZM180 46V45H179ZM182 46H184L183 48H186L185 47V43H184V45H182ZM51 47V46H50ZM53 47H55V46H53ZM84 47H82V48H84ZM96 47V46H95ZM129 47V46H128ZM140 47V46H139ZM176 47H177V50H175L176 49ZM67 48V47H66ZM65 48V49H66ZM88 48H89V46H88ZM87 48V49H88ZM92 48H93V46H92ZM101 48V47H100ZM130 48V47H129ZM129 48H127V49H125V50H130ZM138 48V47H137ZM196 48V47H195ZM205 48V47H204ZM207 48H209V47H207ZM215 48V47H214ZM250 48V47H249ZM50 49V48H49ZM55 49H56V47H55ZM62 49V48H61ZM63 50L64 51V53L65 54H63V56H64V58H65V61H66V63H65V67H66V69H65V72H66V76H67V78H68V80L70 81L69 83V85L71 86L72 85V92H73V94L75 95V98H77V100H78V103H79V109H80V111H81V113H82V116H83V120H89L90 122L89 123H93V120H94V116H95V106H94V99L96 100V98L95 97H93L94 95V93H93V91L91 90V88L90 89H88L87 87H88V85L86 84V79H84V76L83 75H81V77L83 76V79L85 80V81H83L81 78H80V70H79V68H78V66H77V64H76V62H75V59L72 57V53H71V47H70V45H69V47L66 49V50ZM91 49V48H90ZM119 49V48H118ZM133 49H134V47H133ZM138 49H140V48H138ZM137 49V50H138ZM144 49V48H143ZM165 49V48H164ZM206 49V48H205ZM247 49H248V47H247ZM53 50V49H52ZM102 50H104V48L102 49ZM191 50V49H190ZM207 50V49H206ZM212 50V49H211ZM237 50V51H236ZM254 50H255V48H254ZM262 50V49H261ZM49 51V50H48ZM85 51H86V49H85ZM90 51V53H91V51H92V49L91 50H89ZM96 51V50H95ZM113 51V50H112ZM111 51V55L113 54V52ZM118 51V50H117ZM130 51H132V50H130ZM187 51H188V48H187ZM215 51V50H214ZM80 52H81V50H80ZM88 51H86L85 53H87ZM96 52H99V51H96ZM102 52V51H101ZM115 52V51H114ZM137 52H139V51H137ZM141 52V51H140ZM144 52V51H143ZM147 52V51H146ZM168 52H167V54H168ZM182 52V51H181ZM190 52V51H189ZM189 52H187V53H189ZM240 52V51H239ZM238 52V53H239ZM253 52H255V51H253ZM253 52H252V54H253ZM61 53H62V51H61ZM142 53V52H141ZM145 53V52H144ZM143 53V54H144ZM148 53V52H147ZM146 53V54H147ZM153 53H155V52H153ZM184 53L185 54H183V55H181V57L182 56H186L187 55V53H186V51L184 50ZM191 54H192V52H190ZM212 53V52H211ZM222 53V52H221ZM241 53V52H240ZM249 53V52H248ZM95 54V53H94ZM94 54H92L93 56H91V57H96V56H94ZM101 54V53H100ZM118 54H119V52H118ZM133 54V53H132ZM138 54V53H137ZM136 54V55H137ZM143 54H141V55H143ZM149 54V53H148ZM164 54V53H163ZM203 54V53H202ZM223 54V53H222ZM258 54V53H257ZM81 55H83V57H84V55L85 54H82L81 53ZM109 55V57L111 56L110 54H108ZM114 55V54H113ZM139 55V54H138ZM140 55V56H141ZM240 55V54H239ZM46 56V55H45ZM86 56H87V54H86ZM85 56V57H86ZM89 56V55H88ZM87 56V57H88ZM117 56V55H116ZM144 56V55H143ZM149 56V55H148ZM166 56V55H165ZM176 56V55H175ZM174 56V57H175ZM177 56H179V55H177ZM177 56H176V58H177ZM185 56H184V58H185ZM188 56V55H187ZM198 56V55H197ZM219 56V55H218ZM238 56V55H237ZM241 56V55H240ZM243 56V55H242ZM252 56H254V55H252ZM47 57V56H46ZM100 57V56H99ZM108 57V56H107ZM118 57H119V55H118ZM130 57V56H129ZM137 57V56H136ZM173 57V56H172ZM207 57H209V56H207ZM258 57V56H257ZM82 58V57H81ZM141 58V57H140ZM143 58V57H142ZM150 58V57H149ZM168 58H170L171 59V56H169ZM179 58H180V56H179ZM183 58V57H182ZM220 58V57H219ZM237 58H239V57H237ZM249 58H250V56H249ZM248 58V59H249ZM46 59V58H45ZM85 59V58H84ZM88 59H89V57H88ZM90 59H92V58H90ZM99 59V58H98ZM111 59H113L112 57H110V61H111ZM114 59H116V58H114ZM118 59V58H117ZM120 59V58H119ZM137 59V58H136ZM135 59V60H136ZM162 59V58H161ZM164 59H167L166 57H164ZM175 59V58H174ZM174 59H172V60H174ZM186 59H187V57H186ZM208 59V58H207ZM210 59V58H209ZM208 59V60H209ZM212 59V58H211ZM242 60H245V59H243V57L241 58ZM241 59H239L240 61H242ZM258 59V58H257ZM49 60V55H48V59H47V61ZM64 60V59H63ZM94 60V59H93ZM142 60H144V59H142ZM146 60V59H145ZM176 60V59H175ZM183 60V59H182ZM188 60V59H187ZM192 60V59H191ZM198 60V59H197ZM219 60H221V59H219ZM230 60H233V59H230ZM260 60V59H259ZM46 61V62H47ZM92 61V60H91ZM96 61H98V60H96ZM107 61H109V58H108V60L106 59V63L105 64H107L108 63V65H106L107 67H109L110 69H112L113 67H110L109 65H110V62H107ZM115 61V60H114ZM120 61V60H119ZM129 61H131V60H129ZM141 61V60H140ZM148 61V60H147ZM147 61H145V62H142V63H140V65H141V68L140 67H138V68H140L139 70L138 69H136L137 71H144V74H143V72H141L140 74V77L141 76H143L144 77V79L143 80H145V82H142V84L143 83H145V85H146V82L148 83V81H151V79H149V76H151V75H149V70H152L151 68V66H150V63H148ZM179 61V60H178ZM178 61H177V63H178ZM190 61V60H189ZM203 60H201V62H202ZM212 61V60H211ZM227 61V60H226ZM229 61V60H228ZM234 61V60H233ZM240 61H238V62H240ZM85 62V61H84ZM185 62V61H184ZM192 62H193V60H192ZM209 62V61H208ZM243 62V61H242ZM258 62H261V61H258ZM86 63V62H85ZM92 63V62H91ZM100 63V62H99ZM121 63V62H120ZM133 63H134V59H133ZM132 63V64H133ZM175 63H176V61H175ZM174 63V64H175ZM228 63V62H227ZM226 63V64H227ZM229 63H230V61H229ZM229 63H228V65H229ZM234 63H237V61L236 62H234ZM87 64H88V61H87ZM87 64H85V65H87ZM89 64H90V60H89ZM97 64V63H96ZM114 64H116V63H114ZM128 64V63H127ZM166 64H167V62H166ZM182 64V63H181ZM188 64H189V62H188ZM192 64V63H191ZM197 64V63H196ZM205 64H208V63H204V66H205ZM232 64H233V62H232ZM238 65L240 64V63H237ZM236 64V66H235V68L236 67H238V65ZM244 64V62L243 63H241L239 66L241 67L242 65ZM91 66H89V67H92L91 69H93V67L94 66H92V65H95L94 64V61H93V64H90ZM117 65V64H116ZM121 65V64H120ZM163 65V64H162ZM169 65H171V64H169ZM172 65H173V63H172ZM187 65V64H186ZM185 65V66H186ZM198 65V64H197ZM200 65V64H199ZM202 65V64H201ZM200 65V66H201ZM209 65V64H208ZM213 65V64H212ZM223 65V64H222ZM227 65V66H228ZM235 64H233V65H230L229 67H231V66H234ZM245 65H246V63H245ZM244 65V66H245ZM257 65V64H256ZM258 65H261V64H259L258 63ZM96 66V65H95ZM118 66V65H117ZM116 66V67H117ZM135 66V65H134ZM154 66V65H153ZM187 66H189V65H187ZM195 66V65H194ZM210 66V65H209ZM218 66V65H217ZM20 67L21 66H19V69H14V71L13 70H10V71H8L7 72V74H5V73H0V87H4V86H10L11 88H17V87H22L24 90H25V92H27V93H29V95H30V100L32 101V104L33 105H35L36 107H37V103H39L40 102V104H42L43 103V101L42 100H44L45 99V97H48L49 99H48V101L49 102H51L52 103V105L54 106V107H56V105H57V96H56V90H55V87L53 88V87H49L48 89H47V91H48V93H46L45 91L46 90H44V88L43 87H39V85L41 84H39L38 82H37V84H39V85H37V84H35L33 81H31V79L30 78H32L29 74H27V73H25V72H23V71H21L20 70ZM105 67V66H104ZM136 67V66H135ZM164 67V66H163ZM170 67V66H169ZM183 67H184V65H183ZM190 68H191V66H189ZM211 67V66H210ZM259 67V66H258ZM257 67V68H258ZM106 68V67H105ZM123 68V67H122ZM154 68H155V66H154ZM158 68V67H157ZM162 68V67H161ZM181 68V67H180ZM194 68V67H193ZM197 68V67H196ZM211 68H213V67H211ZM223 68V67H222ZM221 68V69H222ZM244 68V67H243ZM246 68V67H245ZM256 68V67H255ZM22 69V68H21ZM90 69V70H91ZM108 69V68H107ZM116 69V68H115ZM168 69V68H167ZM171 69V68H170ZM177 69H179V67L177 68ZM217 69H219V68H217ZM229 69V68H228ZM232 69V68H231ZM230 69V70H231ZM236 69H238V68H236ZM253 69V68H252ZM259 69V68H258ZM94 70V69H93ZM175 70V69H174ZM242 70H244V69H242ZM247 71H249L248 69H246ZM260 70H261V74H263V72H264V67H260ZM45 71V70H44ZM107 71V70H106ZM109 71V70H108ZM107 71V72H108ZM111 71H112V75H111ZM110 71V73H109V75H108V73L106 72L105 74L109 77V76H112V77H107L105 74H104V76H105V78L107 79V83L108 82H111V81H109V79L111 80L112 79V82H113V77L115 76V74H114V72H113V69ZM115 71V70H114ZM118 71H119V69H118ZM136 71V72H137ZM167 71V70H166ZM192 71V70H191ZM251 71V70H250ZM53 72V71H52ZM151 72L152 71H150V74H151ZM181 72V71H180ZM196 72V71H195ZM219 71L217 70V73H218ZM117 73V72H116ZM119 73V72H118ZM117 73V74H118ZM177 73V72H176ZM216 72H214V74H217ZM221 73V72H220ZM232 73V72H231ZM250 73V72H249ZM248 73V74H249ZM258 73V72H257ZM124 74H125V72H124ZM131 74V73H130ZM138 74H139V72H138ZM156 74V73H155ZM163 74V73H162ZM179 74V73H178ZM185 74H186V72H185ZM58 75V74H57ZM56 75V76H57ZM103 75V74H102ZM114 75V76H113ZM134 75H136V74H134ZM237 75V74H236ZM117 76H120L119 74L117 75ZM129 76V75H128ZM137 76V75H136ZM192 76V75H191ZM263 76H264V74H263ZM89 77V76H88ZM97 77V76H96ZM138 77H139V75H138ZM151 77H153V75L151 76ZM256 77V76H255ZM260 77V76H259ZM5 78H7V81H5ZM59 78V76H57V79ZM86 78H87V76H86ZM90 79L92 78L91 76L89 77ZM115 78V77H114ZM119 78V77H118ZM124 78V77H123ZM142 78V77H141ZM140 78V79H141ZM186 78H187V76H186ZM186 78H185V80H186ZM223 78V77H222ZM222 78H220V81H221V79ZM56 79V80H57ZM93 79V78H92ZM91 79V80H92ZM126 79V78H125ZM136 79H138L137 77H136ZM231 79H233V78H231ZM256 79H258V77L256 78ZM263 79V78H262ZM261 79V80H262ZM88 78H87V82H88ZM119 80H120V78H119ZM129 80V79H128ZM143 80H141V81H143ZM193 80H195V79H193ZM205 80V79H204ZM207 80V79H206ZM218 80V79H217ZM20 81H23V83H21ZM115 81H116V78H115ZM118 81V80H117ZM116 81V82H117ZM124 81V80H123ZM126 81V80H125ZM179 81V80H178ZM182 81V80H181ZM229 81H230V79H229ZM257 83L259 82V80L257 81V80H255ZM264 81V80H263ZM32 82V83H31ZM52 82L54 83V81L52 80ZM85 82V83H84ZM92 82V81H91ZM111 82V83H112ZM116 82H114V83H116ZM131 82V81H130ZM183 82V81H182ZM196 82V81H195ZM94 83V82H93ZM92 83V84H93ZM107 83H106V85H107ZM118 83H119V81H118ZM122 83L123 82H121V87H122ZM140 83V82H139ZM159 83V82H158ZM167 83V82H166ZM172 83V82H171ZM203 84V87L205 86V85H208L209 86V88H210V84L211 83H209V81H208V83L206 82V81H204V82H202ZM219 83H222V81L221 82H219ZM218 82H216V86H217V84H219ZM85 84L87 85V87L85 86ZM90 84V83H89ZM92 84L89 86V87H93L92 86ZM125 84H127V83H125ZM142 84H140V85H142ZM185 84H187V83H184V85ZM193 85H195L194 83H192ZM196 84H197V82H196ZM200 84V83H199ZM233 84V83H232ZM259 84V83H258ZM97 85V84H96ZM110 85V83H108V85H107V87L108 88H111L112 89V87H114L113 86V83L111 84L112 85V87H111V85ZM130 85H131V83H130ZM161 85V84H160ZM173 85V84H172ZM189 84H187V85H185L186 87L188 86ZM202 85H201V87H202ZM251 85V84H250ZM42 86V85H41ZM103 86V85H102ZM118 86V85H117ZM116 86V87H117ZM198 86V85H197ZM212 86V85H211ZM214 86V85H213ZM235 86V85H234ZM237 86V85H236ZM97 87H98V85H97ZM107 87H105V98H107L108 96H107V93L109 92L108 91V89H107ZM127 88H128V86H126ZM159 87V86H158ZM161 87V86H160ZM200 87V86H199ZM200 87V88H201ZM202 87V88H203ZM207 87V86H206ZM205 87V88H206ZM218 87H219V85H218ZM220 87H221V85H220ZM42 88V89H41ZM46 88V87H45ZM71 88V87H70ZM94 88V87H93ZM131 88H132V86H131ZM177 88V87H176ZM185 88V87H184ZM193 88H195V87H193ZM198 87H196V89H197ZM29 89V90H28ZM129 89H130V86H129ZM178 89H180V88H178ZM182 89V88H181ZM195 89V90H196ZM89 90H90V92H89ZM97 90V89H96ZM96 90H94V92L96 91ZM110 90V89H109ZM118 90V87L116 88V90H114V92H116ZM125 90V89H124ZM131 90V89H130ZM174 90V89H173ZM205 90V89H204ZM214 90V89H213ZM220 90H221V88H220ZM91 91H92V93H91ZM106 91H108V92H106ZM119 91V90H118ZM117 91V92H118ZM126 91V90H125ZM184 92V90H181L180 92ZM216 91H217V88H216ZM237 91V90H236ZM110 92H111V90H110ZM127 92V91H126ZM174 92V91H173ZM206 92V91H205ZM218 92V91H217ZM119 94H120V92H118ZM218 93H220V92H218ZM221 93H222V90H221ZM243 93H246L245 91L243 92ZM95 94H97L96 92H95ZM115 94V93H114ZM134 94V93H133ZM186 94V93H185ZM207 94V93H206ZM212 94V93H211ZM214 94V93H213ZM109 95V94H108ZM116 95V94H115ZM181 95H182V93H181ZM184 95V94H183ZM222 95V94H221ZM113 96V95H112ZM121 96V95H120ZM148 96V95H147ZM158 96H160L159 94H158ZM179 96V95H178ZM203 96H205V95H203ZM207 96V95H206ZM226 96V95H225ZM253 96V95H252ZM97 97V96H96ZM103 97V99H105ZM109 97H111V95L109 96ZM114 97H117V98H115V99H112L111 98V101L109 102L108 100H110L109 98H107V99H105V100H107L106 102H105V100H104V104L101 106V104H100V106H97L98 108H99V110L97 111L98 113H99V115H103V116H109V115H114L115 114V116L117 117V113L115 112H113L112 113V111L115 109L116 110V108H117V111H118V109L120 108L119 106H117L116 108H114L117 104L118 105H122V103H120L119 104V99H118V95L117 96H114ZM113 97V98H114ZM94 98V99H93ZM120 99H121V97H119ZM194 98V97H193ZM200 99V98H199ZM242 99H243V97H242ZM122 100V99H121ZM114 101V102H113ZM263 101V100H262ZM103 102V101H102ZM101 102V103H102ZM121 102H123V101H121ZM125 102V101H124ZM128 102V101H127ZM249 102V101H248ZM255 102H257V101H255ZM99 103V102H98ZM206 103V102H205ZM253 103V102H252ZM188 104V103H187ZM39 105V104H38ZM126 105V104H125ZM260 105V104H259ZM257 106H258V104H257ZM260 106H264V105H260ZM96 107V108H97ZM123 107H124V105L122 106V108H120L119 110V114H121L120 112H121V109H123ZM183 107V106H182ZM254 107H256L255 105L253 106V108L252 109H254ZM261 108V107H260ZM263 108V107H262ZM35 109V108H34ZM264 109V108H263ZM36 110V109H35ZM126 110V109H125ZM258 110V109H257ZM184 111V110H183ZM263 111V110H262ZM123 112V111H122ZM176 112H178V111H176ZM97 113V114H98ZM101 113V114H100ZM39 114V116L43 119V121H44V127L46 126V128L48 129V131L47 132H50L49 131V125H48V122H47V119H45L44 118V113L43 112H40V113H38ZM124 114V113H123ZM123 114H122V116H123ZM159 114V113H158ZM179 114H180V112H179ZM178 114V115H179ZM188 114V113H187ZM253 114H255L254 112H253ZM112 115V116H113ZM176 115V114H175ZM192 115V114H191ZM197 115V114H196ZM250 115V114H249ZM98 116V115H97ZM97 116H95V117H97ZM115 116H113V117H115ZM121 116V117H122ZM214 116V115H213ZM119 117V116H118ZM150 117V116H149ZM164 117H166V116H164ZM183 117V116H182ZM191 117V116H190ZM248 117V116H247ZM251 117H252V115H251ZM250 117V118H251ZM101 118H103V117H101ZM100 118V119H101ZM170 118V117H169ZM195 118H197V117H195ZM225 117L223 116V119H224ZM230 118V117H229ZM237 117H235V119H236ZM98 119H99V117H98ZM143 119V118H142ZM147 119V118H146ZM159 119V118H158ZM161 119V118H160ZM178 119V118H177ZM184 119V118H183ZM204 119V118H203ZM205 119H206V117H205ZM231 119V118H230ZM234 119V118H233ZM249 119V118H248ZM171 120V119H170ZM201 120V119H200ZM217 120V119H216ZM222 120V119H221ZM226 120V119H225ZM224 120V121H225ZM232 120V119H231ZM247 120V119H246ZM81 121V120H80ZM92 121V122H91ZM150 121V120H149ZM186 121V120H185ZM213 121V120H212ZM228 121V120H227ZM237 120H235V123L237 124V122H236ZM82 122V121H81ZM190 122V121H189ZM200 122V121H199ZM219 122V121H218ZM232 122V124L234 123L233 121H231ZM231 122H227L226 124H230ZM241 122V121H240ZM217 123V122H216ZM219 123H221V121L219 122ZM223 123V122H222ZM225 123V122H224ZM239 123V122H238ZM243 123H244V120H243ZM87 124V123H86ZM98 124V123H97ZM116 124H119V123H116ZM162 124H164V122L162 123ZM168 123L166 122V125H167ZM171 124V123H170ZM242 124V123H241ZM245 124V123H244ZM103 125V124H102ZM113 125V124H112ZM122 125V124H121ZM238 125V124H237ZM240 125V124H239ZM243 125V124H242ZM97 126V125H96ZM95 126V124L94 125H89V127H85V130H84V137L83 138H85V145H86V156L88 157V164H89V171L91 172V176H92V178H91V181H93L92 182V184H94V196H95V201H96V207H97V223H96V256H95V264H107L108 262L110 263V261H111V259H109L108 260V258H110L111 256H113V255H115L114 254V250L119 254V255H122V257L124 258V259H126V257H131V256H134V254L135 253H137V254H139V250H140V256H138L137 258H140L141 257V254L143 255L142 256V258H140V260H141V262H144V260H146L145 259V257L147 256V257H150L151 255H150V253L152 252V249H154V247L156 246V247H158V248H160V247H163V248H160L161 250V252H160V255L159 256H157V252L159 251H157V250H155L154 251V253L153 254H155V252H156V258H154V257H152L151 256V258L149 259V258H147V260H149V262L150 261H152V258H154L153 259V263L152 262H150V264L152 263V264H196L197 262H198V264L200 263V261H198L199 259L198 258H200V257H202V255L204 254L203 253V251H202V249H201V251L200 252H198V250H200V249H198V250H196V248H195V246L191 243V241H189L190 239H188L187 238V236H186V234H185V232L183 233L181 230L182 229H180L179 228V226H178V224H177V221L174 219L175 217H173V213L172 214H170V211L169 210H165V208H162L161 206H160V204H158L157 202H155L156 204H157V206L159 207V208H157V213H158V217L160 218V222L158 221V220H156L157 221V223L159 222L160 224V226H161V228H162V230H163V234L162 233H160L159 234V237L157 236L156 237V239L158 238V240H159V242H157V244L155 245V234H156V230L154 229V228H152V229H154V231L155 232H152V231H147V232H149L150 233V235L146 232V231H144V233H145V235H144V233H143V230H142V232H139V230L137 229V228H139V226L142 224V222H143V220H141L142 222L139 224V226H138V222H139V218H141L142 216H144L145 214L144 213H142L141 212V214H142V216L139 214V212H138V209L139 208H141L142 206H141V204H138V203H142V200H144L146 197V195H143L144 196V199L143 198H140L141 196H142V194H141V196H139V198L141 199V202H138L139 200L138 199H136L137 197H135L134 195H133V193L131 192V190H129L130 192L129 193H132V196L131 195H126V193L125 192H127V189H126V191L125 192H123L125 195H123L122 194V192H121V189L124 187V185L126 184V185H128V183H129V185H128V188H130L131 189V187L134 185V184H138V182H136L135 183V181H137V177H138V172H140V169H139V167H138V169H139V171L137 170V167L135 168V166L133 167V168H135L134 170H137V171H135L136 173L134 174V171L133 172H131V174L129 175V177H126V178H124L125 177V175H126V173L128 172L129 173V171H127L128 169H129V164H130V166H132L131 165V163H129L128 164V169L126 168L127 167V162H129V159H128V161L125 159V161H124V157H123V155H125V154H123V150H120L121 148H123V149H125V147H123V146H126V149H127V144H126V142H124V143H122L123 141H122V138L124 137V139H129L128 137H126V136H123L124 135V133H123V137L122 136H120L119 137V135H121L122 133H120L119 132V135H118V133H117V135H118V137L121 139V141L122 142H120V143H122V147L120 148V146H121V144L118 142V141H120V139L117 137V136H114V132L116 131V130H118V129H113V130H110V129H108L109 127H102V128H104V129H106L105 130V132H107V133H105L106 135H104L103 136V134H102V131L100 130V132H97L96 130H98L99 128L98 127H96ZM109 126V125H108ZM115 126V125H114ZM117 127H115V128H123V127H120V125H116ZM119 126V127H118ZM143 126V125H142ZM192 126V125H191ZM234 126V125H233ZM232 126V131H233V133H230L229 135H227V137H225V138H223L224 140H226L227 141V143L229 144V148H232L233 150H234V152L236 153V155H239L240 156V159H238V158H236L235 159V157L233 156V160L231 159V161H233L232 162V164H234V165H237V166H247L248 164H247V162L248 161H250L251 160V158L253 157V154L256 156H254L255 158H258V159H256V160H253L254 161V163L252 164V165H250V166H253L254 165V167L255 166H261V167H263L264 168V113L263 114H261V112L258 110V116L256 115L255 117H252L251 118V120L248 122V127L249 128H245L244 126H237V128L236 127H233ZM228 127V126H227ZM242 127H244V128H242ZM247 127V126H246ZM45 128V129H46ZM144 127H142V129H143ZM145 128H147V127H145ZM143 129V130H145L146 131V129ZM157 128V127H156ZM159 128V127H158ZM193 128V127H192ZM212 128V127H211ZM226 128V127H225ZM224 127L223 128H220V127H218V129H220V131H221V129L223 130V131H225L224 129H225ZM44 128H41V133H40V135L37 137V141L39 142V143H42V142H44V143H46L47 141H48V135L49 134H47L46 132H44V130H45ZM150 129H152L151 127H150ZM173 129V128H172ZM171 129V130H172ZM195 129V128H194ZM205 129V128H204ZM214 129V128H213ZM230 129H229V127H228V131H230ZM148 130V129H147ZM183 130H185V129H183ZM119 131H120V129H119ZM163 131V130H162ZM165 131V130H164ZM166 131H167V128H166ZM165 131V133L167 134V132ZM170 131V130H169ZM173 131V130H172ZM174 131H178V130H176V129H174ZM173 131V132H174ZM181 130H179V132H180ZM201 131V130H200ZM205 131V130H204ZM203 131V132H204ZM228 131H226V132H228ZM116 132H118V131H116ZM121 132H123L122 130H121ZM157 132H159V131H157ZM161 132V131H160ZM172 132V134H174ZM179 132H177L178 134H179ZM183 132V131H182ZM209 132V131H208ZM211 132V131H210ZM225 132V133H226ZM164 133V132H163ZM181 133V132H180ZM193 133V132H192ZM191 133V135H189V137L187 138V137H185V139H187V140H185V144H183V142H182V144H181V142L179 143V141H175V139H174V143H170L172 146L174 145V147H168L169 148V150L167 151L166 149V151H164L163 149H164V147L166 146L167 147V143L170 141L169 139H172L171 137L173 136V137H175L174 135H170L169 136V134H171L170 132H169V134L168 135H165V134H162V132H161V134L163 135V137H164V135L165 136H169L170 138H168V137H166L165 139H168L169 141L166 143V145L163 147V151L164 152H166V153H168L170 156H171V159H177V160H175V161H173L172 162V160L170 161V162H172V163H170L169 162V160H170V158H169V160H168V156H164L165 157V159H166V161L168 160V163L166 162V164H169V169L168 170H166V171H168V172H171L173 169V172L175 171V168H176V165H178L179 166V162L178 163H176L178 160H179V158H180V163H182V165H180V167L182 168V166L184 167V165H183V163H185V164H188L189 165V171H188V173L189 174H191V172L193 173V169H194V172H195V166H194V154H195V152H200L201 154H203V156H204V159L203 160H201V168H202V170L205 172V170H207V171H211L212 172V170H214L215 172L216 171H218V170H220L221 169V167H220V169H218V162H217V160H218V158L215 160V161H213L214 160V158H213V160H212V158L210 157V156H212V155H209L207 152H209V150L210 149H213L212 148V144H211V148H209L210 147V141L211 140H209V141H207V144H205V142L206 141H204L206 138H204V140H203V138H201V134H200V137L199 138H201L202 140L200 141L199 139H195V137L193 136L194 134H192ZM218 133V132H217ZM220 133V132H219ZM223 133V132H222ZM47 134V135H46ZM129 134V133H128ZM134 133H132V135H133ZM156 134V133H155ZM159 134V133H158ZM161 134H160V137H162L161 136ZM178 134H175V135H177L176 136V138L177 137H179L178 136ZM188 134V133H187ZM205 135H207L206 133H204ZM224 134V133H223ZM113 135V136H112ZM182 135H184V133L182 134ZM204 135V136H205ZM158 136V135H157ZM180 136H181V134H180ZM196 136V135H195ZM197 136H198V134H197ZM203 136V135H202ZM114 137L115 138H118V140L117 139H115V140H117V142L120 144L119 146H118V144L115 142V140H114ZM126 137V138H125ZM131 137V136H130ZM184 137V136H183ZM183 137H181L182 138V140H183ZM207 137V136H206ZM210 137H212L211 135H210ZM220 137V136H219ZM133 138V137H132ZM198 138V137H197ZM254 138V139H253ZM165 139H163L164 140V142H165ZM208 139H210V138H208ZM207 139V140H208ZM106 140V141H105ZM156 140V139H155ZM178 140H180V139H178ZM199 140V141H198ZM217 140H220L221 141V138H218ZM83 141H84V139H83ZM125 141V140H124ZM127 141H130V140H127ZM132 141H133V139H132ZM131 141V142H132ZM159 141H160V139H159ZM184 141V140H183ZM161 142H162V140H161ZM160 142V143H161ZM163 142V143H164ZM204 142V143H203ZM159 143V144H160ZM163 143H162V145H163ZM175 143H176V146H175ZM213 143V145H214V142H212ZM124 144V145H123ZM165 144V143H164ZM169 144V143H168ZM217 144H218V142H217ZM226 144V143H225ZM104 145H107V147L108 148H110V150H111V152L113 153V156H110L111 158L112 157H114V161H113V164L114 165H112V163L109 161V159L107 160H105L104 159V157L105 156H103V154L105 155V152H103L106 148L104 147V149L102 148ZM131 145V144H130ZM153 146V145H152ZM160 146V145H159ZM159 146H157V147H159ZM169 146V145H168ZM218 146V145H217ZM216 146V147H217ZM262 146V147H261ZM129 147V146H128ZM165 147V148H166ZM206 147H207V149H206ZM226 147V146H225ZM153 148V147H152ZM103 149V150H102ZM156 149H158V148H156ZM209 149V150H208ZM217 149H220V148H217ZM160 150V151H159ZM158 151H159V154H160V152L162 151L161 149H159ZM226 150V149H225ZM127 151H129L128 149H127ZM126 151V155H128L129 153ZM214 151H216V150H214ZM219 152H220V150H218ZM232 151V150H231ZM219 152H217V153H219ZM229 152H230V150H229ZM125 153V152H124ZM155 153V152H154ZM163 153V152H162ZM165 153V154H166ZM210 153H213V152H210ZM214 153H216V152H214ZM216 153V154H217ZM221 153V152H220ZM225 153H227V151L225 152ZM231 153V152H230ZM134 154V153H133ZM106 155H107V153H106ZM111 155V154H110ZM135 155V154H134ZM161 155H163V154H161ZM161 155H157V157L158 156H161ZM167 155V154H166ZM199 155V154H198ZM217 155H219V154H217ZM223 155V154H222ZM225 155V154H224ZM230 155V154H229ZM132 156V155H131ZM153 156V155H152ZM169 156V157H170ZM176 156H179V158H177ZM191 156H192V158H191ZM201 156V155H200ZM220 156H221V154H220ZM227 156V155H226ZM107 157V156H106ZM126 157V156H125ZM163 157V158H164ZM213 157H215V156H213ZM219 157V156H218ZM223 157V156H222ZM161 158V157H160ZM190 158L192 159L191 160V162H190ZM205 158H208V160L210 161V162H208V161H206V159ZM216 158V157H215ZM223 158H226V157H223ZM227 158H228V156H227ZM226 158V159H227ZM173 159V160H174ZM211 159V160H210ZM219 159H220V157H219ZM222 159V158H221ZM220 159V160H221ZM229 159H230V157H229ZM245 159H248V161L247 160H245ZM250 159V160H249ZM132 160H133V158H132ZM131 160V161H132ZM140 160V159H139ZM138 160V161H139ZM142 160V159H141ZM163 159H161V161H162ZM127 161V162H126ZM152 161H154L153 160V158H152ZM157 161V160H156ZM155 161V162H156ZM160 161V160H159ZM136 162V161H135ZM228 162H230V161H228ZM156 163H158V162H156ZM160 163H162V162H160ZM175 163V164H174ZM221 163H222V161H221ZM221 163H219V164H221ZM226 163V162H225ZM224 163V164H225ZM52 162L51 161H49V160H44V162H41L38 166H35V165H32L30 168H26V169H24L23 171H22V175H27L28 174V176H29V178H30V180H31V178H33L32 177V174L34 173V174H36L37 176H39L40 175V178H41V180L43 181V183L44 184H48V183H50L52 180H53V175H54V170H53V168H52ZM143 164V163H142ZM153 164V163H152ZM170 164H171V166H174L175 165V167L172 169V167H170ZM173 164V165H172ZM223 164V163H222ZM227 164V163H226ZM125 165H126V167H125ZM136 165V164H135ZM164 165V164H163ZM141 166V165H140ZM187 166V165H186ZM166 167V166H165ZM168 167V166H167ZM180 167H178V168H180ZM230 167V166H229ZM249 167V166H248ZM115 168H117L118 170H117V172L118 173H116L115 172ZM144 168V167H143ZM154 168H158L157 167V164H156V167H153V169ZM164 168V166L162 167V169ZM170 168L172 169L171 171H169L170 170ZM242 168V167H241ZM247 167H245V169H246ZM251 168V167H250ZM130 169H132V168H130ZM129 169V170H130ZM159 169V168H158ZM157 169V170H158ZM165 169V168H164ZM218 169V170H217ZM223 169H225L224 167H223ZM223 169H221L222 170V175H223V177L224 178H226V177H228V169H225V170H227L226 172L223 170ZM239 170H240V168H238ZM243 170V173H244V171H245V175H247L246 174V172H252V171H246V170ZM255 169H256V167H255ZM147 170V169H146ZM156 170V169H155ZM154 170V171H155ZM192 170V171H191ZM220 170V171H221ZM239 170H237V168L235 169V173L233 172L232 173V177H233V183L234 184H238L237 183V178L239 177L238 175H240L241 174V171H240V174H239ZM261 170V168L259 169V171ZM127 171V172H126ZM149 171V170H148ZM165 171V170H164ZM163 171V172H164ZM181 171H182V173H185V171H183V169H181ZM219 171V172H220ZM224 171V172H223ZM258 171V168L256 169V172ZM156 172V171H155ZM163 172H161L162 174H160V175H162V178H165L166 177V172H164V177H163ZM167 172V173H168ZM178 172H180V170L179 169H177V171H175V173H177V174H179ZM215 172H213L214 174H215ZM264 172V170H262V173ZM158 173H160L159 171H158ZM172 173V172H171ZM196 173V172H195ZM150 174V173H149ZM157 174V173H156ZM169 174V173H168ZM186 174V173H185ZM205 174H207L206 172H205ZM254 174V173H253ZM134 175V176H133ZM135 175H137V177H135ZM160 175H158V176H156V178L157 177H160ZM184 175V174H183ZM220 175V174H219ZM231 175V174H230ZM257 175V174H256ZM263 175V174H262ZM127 176V175H126ZM147 176V175H146ZM170 176H172V178H173V176H174V173H173V175H171L170 174ZM176 174H175V178H173V180H176V181H173L174 183H176L178 180H177V178H176ZM192 177H193V175H191ZM191 176L190 175H188L187 177L189 178H191ZM208 176V175H207ZM238 176V177H237ZM249 176V175H248ZM261 176V175H260ZM139 177H140V175H139ZM210 177V176H209ZM222 177V176H221ZM230 177V176H229ZM241 177H243V176H241ZM247 177V176H246ZM255 177V176H254ZM168 178V177H167ZM166 178V179H167ZM189 178V180H191ZM194 178V177H193ZM196 178H197V176H196ZM212 177H210V179H211ZM240 178V177H239ZM238 178V179H239ZM250 178V177H249ZM258 178V177H257ZM260 178V177H259ZM262 178V177H261ZM140 179V178H139ZM143 179H145L146 180V178L144 177ZM148 179V178H147ZM228 179V178H227ZM145 180H143V185H141V183H140V186H134V187H140V189H138V190H141L142 188H144L143 186H144V184L145 183H147V182H145ZM168 181H169V178L167 179ZM166 180V181H167ZM163 181H164V179H163ZM162 181V179H161V183L163 182ZM193 181H194V179H193ZM196 181V180H195ZM215 181V180H214ZM231 181V180H230ZM248 181V180H247ZM140 182V181H139ZM145 182V183H144ZM157 182V184L158 183H160L159 181H156ZM165 182V181H164ZM172 182V183H173ZM191 182V181H190ZM216 182V181H215ZM226 182V181H225ZM228 182H229V180H228ZM236 182V183H235ZM243 182V181H242ZM260 182H262L263 183V181H260ZM171 183V184H172ZM219 183L221 184V185H223L224 183H222L220 180H219ZM131 184H133V185H131ZM148 184V183H147ZM150 184V183H149ZM148 184V185H149ZM167 184H169V183H167ZM189 184V183H188ZM215 186H217V188H218V182L217 183H213ZM228 184V183H227ZM259 184V183H258ZM125 185V186H126ZM179 185V184H178ZM187 185V184H186ZM194 185V184H193ZM208 185V184H207ZM257 185V184H256ZM130 186V187H129ZM185 186V185H184ZM192 186V185H191ZM190 186V187H191ZM212 186V185H211ZM260 186V185H259ZM259 186L257 185V187L259 188ZM264 186V185H263ZM146 187V186H145ZM151 187V186H150ZM150 187H148V188H150ZM178 187V186H177ZM214 187V186H213ZM243 187V186H242ZM183 188V187H182ZM181 188V189H182ZM206 188V187H205ZM209 187H207V190H209V189H211V187L208 189ZM215 188V187H214ZM220 188V187H219ZM254 188H256V186L254 187ZM257 188V189H258ZM4 189V188H3ZM133 189V188H132ZM227 189V188H226ZM248 189V188H247ZM260 189H261V186H260ZM259 189V190H260ZM124 190V189H123ZM136 190V189H135ZM215 190V189H214ZM224 190V189H223ZM242 190V189H241ZM255 190V189H254ZM119 191L121 192V193H119ZM137 191V190H136ZM227 191V190H226ZM235 191V190H234ZM258 191V190H257ZM260 191H262V190H260ZM264 191V190H263ZM215 192H216V190H215ZM5 193V192H4ZM142 193H143V190H142ZM225 193V192H224ZM254 193V192H253ZM253 193H252V195H253ZM257 193V192H256ZM260 193V192H259ZM263 192H261V194H262ZM81 194V193H80ZM139 194V195H140ZM181 194V193H180ZM264 194V193H263ZM82 195H83V193H82ZM153 195H155L154 193H153ZM191 195V194H190ZM228 195V194H227ZM254 195H258V193L257 194H254ZM69 196V195H68ZM142 196V197H143ZM240 196V195H239ZM262 196H264V195H262ZM85 197V195L84 196H82L81 197V199H83ZM150 197V196H149ZM255 198L254 199H252V197H249L248 199L251 201V203L249 204V205H252V207H253V209H252V217H254L255 216V218H256V216L258 215V216H260L261 215V217L263 216V214H260L261 213V211H262V209H263V206H261V202L259 201V200H261V199H257L256 198V196H254ZM154 198V197H153ZM155 198H156V196H155ZM172 198V197H171ZM211 198V197H210ZM228 198V197H227ZM233 198V197H232ZM240 198V197H239ZM252 200H251V199ZM259 198H263V197H261V196H259ZM148 199V198H147ZM147 199H145V200H147ZM192 199V198H191ZM220 199V198H219ZM229 199V198H228ZM231 199V198H230ZM235 200H236V198H235ZM242 200V199H241ZM247 201V198L245 197V198H243V200L242 201ZM149 201H152V199L150 198L148 201H146V202H149ZM156 201V200H155ZM191 201V200H190ZM223 201H228L227 199H223ZM234 201V200H233ZM252 201H254L253 203H252ZM263 201V200H262ZM145 202V203H146ZM198 202V201H197ZM217 202H219V201H217ZM221 202H222V199H221ZM241 202V201H240ZM150 203V202H149ZM148 203V204H149ZM172 203V202H171ZM220 203V202H219ZM218 203V204H219ZM222 203H225V202H222ZM229 203V202H228ZM236 203V202H235ZM242 203V202H241ZM180 204V203H179ZM195 204V203H194ZM144 205V204H143ZM209 205V204H208ZM226 205H227V202H226ZM225 204L223 205V207L224 206H226ZM230 205V204H229ZM242 205H243V203H242ZM247 205V204H246ZM264 205V204H263ZM146 206V205H145ZM151 206V205H150ZM206 206V205H205ZM219 206V205H218ZM218 206L216 207V208H218ZM244 206V205H243ZM222 207V206H221ZM222 207V208H223ZM228 207V206H227ZM234 207H235V204H234ZM237 207V206H236ZM249 207V206H248ZM145 208V207H144ZM147 208V207H146ZM192 208V207H191ZM226 208V207H225ZM225 208H223V209H225ZM148 209V208H147ZM150 209V208H149ZM204 213L203 214H201V222H202V225L200 224V227L202 226L203 228L204 227H206L209 231H213V229L212 228H214L215 227V225H216V221H217V219H215L214 217H215V215H214V217L213 216H211L212 215V211H211V209H210V211H211V213H208V214H211V215H208L206 212V208L204 207ZM219 209H220V207H219ZM219 209H217V210H219ZM228 209V208H227ZM226 209V210H227ZM238 209V208H237ZM240 209V208H239ZM146 210V209H145ZM215 210V209H214ZM226 210H223V212L225 213V211ZM264 210V209H263ZM146 211H148V210H146ZM153 211H154V208H153ZM187 211V210H186ZM200 211V210H199ZM236 211V210H235ZM244 211H245V209H244ZM152 212V211H151ZM178 212V211H177ZM181 212V211H180ZM198 212V211H197ZM219 212V211H218ZM222 212V211H221ZM263 212V211H262ZM147 213V212H146ZM174 213H175V211H174ZM179 213V212H178ZM177 213V214H178ZM182 213V212H181ZM195 214L194 212H191V214ZM200 213H202V212H200ZM199 213V214H200ZM215 213V212H214ZM223 213V214H224ZM241 213V212H240ZM244 213V212H243ZM243 213H241L242 214V216L244 215L245 216V214H243ZM246 213V212H245ZM152 214L153 215H155V213L154 212H152ZM151 214V215H152ZM183 214V213H182ZM223 214H221V215H223ZM237 214V213H236ZM241 214H240V216H241ZM250 214V213H249ZM152 215V216H153ZM175 215V214H174ZM184 216H185V214H183ZM220 215V214H219ZM181 216V215H180ZM226 216V215H225ZM237 216V215H236ZM249 216V215H248ZM247 216V217H248ZM43 217H44V211H42V212H40L38 215H37V218H36V221L38 222V221H41L42 219H43ZM145 217V216H144ZM197 217V216H196ZM195 217V218H196ZM233 217V216H232ZM235 217V216H234ZM233 217V218H234ZM260 217V218H261ZM143 218V217H142ZM141 218V219H142ZM177 218V217H176ZM221 218V217H220ZM237 218V217H236ZM244 218L245 217H243V220H244ZM255 218L253 219V223H254V221H255ZM154 219H155V216H154ZM198 219V218H197ZM226 219H227V216H226ZM246 219V218H245ZM256 219H258V218H256ZM263 219V218H262ZM150 220H152V217L150 216ZM192 220V219H191ZM236 220V219H235ZM185 221V220H184ZM227 221H230V220H228L227 219ZM226 221V222H227ZM245 221V220H244ZM150 222H152V221H149V223ZM198 222H200V221H198ZM225 222V223H226ZM243 222V221H242ZM250 222H252V221H250ZM255 222H257V220L255 221ZM260 222L261 223H263V221H258L257 222V224L256 223H254V225L256 224V227H260L261 225H264V224H261L260 225ZM183 223V222H182ZM181 223V224H182ZM227 223H229V222H227ZM236 223V224H235ZM235 223H231L230 222V224H227V225H225V227H229V228H231V227H234L233 225L235 224L236 226H238V227H240L241 225H240V223H241V220H240V222L237 220ZM184 224V223H183ZM189 224V223H188ZM196 224V223H195ZM218 224V223H217ZM233 224V225H232ZM240 226H239V225ZM243 224H244V222H243ZM252 224V223H251ZM259 224V225H258ZM112 225V226H111ZM185 225V224H184ZM198 225V224H197ZM223 225V224H222ZM258 225V226H257ZM111 226V227H110ZM183 226V225H182ZM187 226H189V225H187V223H186V226L185 227H187ZM141 227V226H140ZM143 227H145V226H143ZM185 227H183V228H185ZM195 227H197L196 225H195ZM199 227V226H198ZM199 227V228H200ZM219 227H221V225L219 226ZM237 227V228H238ZM244 227H246V226H244ZM147 228H148V230H150L149 229V227L147 226ZM146 228V229H147ZM191 228V227H190ZM190 228H188V229H190ZM198 228V229H199ZM203 228H201L200 230H198V231H201ZM242 228V227H241ZM251 231L252 230H254L251 226L250 227H248ZM248 228L247 229H244V230H248ZM252 228V229H251ZM194 229V228H193ZM193 229H191V230H189V232H195L196 231V229L195 230H193ZM225 229V230H224ZM258 229V228H257ZM185 230V229H184ZM217 230H218V228H217ZM223 233H225V231H226V228H223ZM259 230V229H258ZM255 231L254 230V232H259V231ZM204 231V230H203ZM216 231V230H215ZM232 231H234L233 229H232ZM236 231V230H235ZM234 231V233L233 234H231L230 235V237H234V238H238V241H239V235H240V237L241 236H244L245 238L247 237V236H249V233L247 234V233H244L243 234V231L242 230H237V232H235ZM263 231V230H262ZM152 232V233H151ZM187 233H188V231H186ZM206 232H208V231H206ZM214 232V231H213ZM212 232V233H213ZM218 232V231H217ZM226 232H228V231H226ZM246 232V231H245ZM248 232V231H247ZM253 232V233H254ZM146 233L149 235V238H148V235H147V237H145L146 236ZM154 233V234H153ZM196 233V232H195ZM200 233H202L201 234V236L203 235H206V233H205V231H204V233L201 231ZM229 233V232H228ZM252 233V232H251ZM259 233H261V231L259 232ZM262 233H264V231L262 232ZM141 234H143V236L145 237V239L147 238V247H146V245H144L145 243H143V241L145 240L142 236H141ZM215 234V233H214ZM213 234V235H214ZM230 234V233H229ZM247 234V235H246ZM152 235V237H150ZM153 235H154V237H153ZM200 235V234H199ZM210 235V234H209ZM227 235V234H226ZM251 235V234H250ZM263 235V234H262ZM162 236V238H163V240H162V238H160ZM200 236V237H201ZM217 236V235H216ZM216 236L214 235L213 237H208V238H216ZM220 236V235H219ZM260 236V235H259ZM192 237V236H191ZM198 237V236H197ZM196 236H195V238H197ZM200 237L199 238H197L198 239V242L197 241H195V240H197V239H194L193 237V239L192 240H194V242H196L198 245H199V243H200V246H201V244L203 243V244H205V242H199V239H200ZM227 237V239H225L227 242H228V236H226ZM151 238V239H150ZM206 238V237H205ZM205 238H204V241H205ZM255 238V237H254ZM256 238H258V236H256ZM86 239V241H87V244L84 242V240ZM143 239V240H142ZM150 239V240H149ZM152 239H154V241L152 240ZM164 239H165V241H166V243H165V241H164ZM203 239V238H202ZM223 239H224V237H223ZM250 239V238H249ZM160 240H162L163 241V243L161 242L160 243ZM245 240V239H244ZM251 240V239H250ZM150 241H153L154 242V247L151 249V252H150V249H149V246H152L153 244H151V243H153V242H150ZM212 241V240H211ZM211 241H209V243L208 244H210V243H212ZM213 241H215V240H213ZM222 241H224V240H222ZM226 241L224 242V243H226ZM229 241H230V239H229ZM232 241H236V239L235 240H232ZM252 241V244H251V247L252 248H249L248 246L250 245V243L248 244V246H246V247H248V249H250L249 250V253H252V252H250L251 250L252 251H255V255L259 252H263V250H264V236L263 237H260L259 239H253V240H251ZM218 242V241H217ZM217 242H214L215 244L217 243ZM78 243H84V244H86V247H87V249H85L86 247H85V245H84V249L83 250H81V251H85V250H88L89 249V237L88 236H86L85 238H81V237H79V236H77V237H75V239L71 242V244H70V248H71V250L72 251H74L75 250V248H76V245H79ZM113 243V244H112ZM218 243H223V242H218ZM224 243L223 244H221V245H224ZM121 244L123 245V246H121ZM151 244V245H150ZM158 244H161V246L160 245H158ZM164 244H166L167 245V247H164L165 245ZM214 244V245H215ZM141 245V246H140ZM146 247V248H144L145 250H143V247L144 246ZM196 245V244H195ZM213 245V244H212ZM211 245V247H213ZM218 246L216 247V249H218V247H219V245L220 244H217ZM229 245V244H228ZM236 245V246H235ZM72 246H73V248H72ZM75 246V247H74ZM143 246V247H142ZM204 246V245H203ZM201 246L203 249H204V247H206V246ZM210 246V245H209ZM237 246H239L238 245V243H232V245H230L229 247H227V249L225 250L224 248V250L226 251V255L228 254V256L225 258L227 261L226 262H224V264H226L228 261H229V257H230V261L231 262H229V263H231V264H240V263H242V262H244L242 259L243 258H245V257H243L242 255H241V253L243 254V252L245 253L246 252V254H243L244 256H246L248 253V251H246V250H248V249H245L244 251L242 250V252H239L240 254L239 255H241V256H239L238 255V257H240V258H242V259H239L238 257H236V253H238V251H239V248L240 247H237ZM113 247V248H112ZM155 247V248H156ZM200 247V248H201ZM210 247V248H211ZM221 247V246H220ZM242 247H245V246H242ZM111 248H112V250H111ZM141 248H142V250H141ZM151 248V247H150ZM207 248V247H206ZM209 248V249H210ZM222 248V247H221ZM148 249V250H147ZM213 249H214V247H213ZM141 251H144V253H146V252H150V253H146V254H144L143 252H141ZM205 251V250H204ZM207 251V250H206ZM219 251V250H218ZM221 252H222V250H220ZM219 251V252H220ZM224 251V252H225ZM235 251H236V253H235ZM74 252H76V251H74ZM217 251H215V253H216ZM220 252V254L221 255H225V254H222V253H224V252H222L221 253ZM257 252V253H256ZM117 253H116V255H117ZM167 253V254H166ZM209 253H210V251H209ZM214 253V254H215ZM232 253V254H231ZM111 254V255H110ZM147 254H149V256L147 255ZM213 254V253H212ZM219 254V255H220ZM264 254V253H263ZM106 255V256H105ZM200 255V257H196V260H197V262H195V256H199ZM207 254L205 253V255H203V256H206ZM220 255V256H221ZM251 256V259H252V255L253 254H250ZM118 256V255H117ZM220 256H218V257H220ZM223 256H221V258H223ZM254 256V255H253ZM108 257V258H107ZM225 257V256H224ZM238 259V261H236V258ZM248 257H249V255H248ZM263 257H264V255H263ZM105 258L107 259V263L106 262H104V260H105ZM114 258H117V257H113L112 258V260L114 259ZM144 258V259H143ZM204 257H202V260H204V261H210V260H208V257H205V259H203ZM209 258H211V256H209ZM216 257L214 256V259H215ZM221 258H219V259H221ZM247 258V257H246ZM254 258V257H253ZM212 259H213V256H212ZM213 259V260H214ZM217 259V258H216ZM225 259H223V261L225 260ZM232 259V260H231ZM233 259H235V261L233 262ZM21 260V259H20ZM116 260V259H115ZM143 260V261H142ZM239 260H240V262H239ZM241 260H242V262H241ZM248 260H249V258H248ZM247 260V261H248ZM117 261H119V260H117ZM203 261V262H204ZM262 261H263V258H262ZM262 261H260L261 263H262ZM123 262H124V260H123ZM202 262V261H201ZM218 262V261H217ZM233 262V263H232ZM249 262V261H248ZM250 262H251V260H250ZM108 263V264H109ZM112 264H116V263H113V262H111ZM110 263V264H111ZM121 263H122V261H121ZM145 264H147L148 263V261H145L144 262ZM210 263H212V262H210ZM228 263V264H229ZM245 264L247 263V262H244ZM260 263V264H261ZM117 264H119V262H117ZM124 264H126V261L124 262ZM149 264V263H148ZM201 264V263H200ZM204 264H206V263H204ZM212 264H216V263H212ZM221 264V263H220ZM247 264H251V263H247ZM263 264V263H262Z\"/></svg>", "mask_w": 264, "mask_h": 264}, {"label": "built area", "instance_id": "3", "mask_svg": "<svg viewBox=\"0 0 264 264\" xmlns=\"http://www.w3.org/2000/svg\"><path fill=\"white\" fill-rule=\"evenodd\" d=\"M47 4V35L55 43L53 70L59 75L58 79L49 76L55 80L56 107L43 108L40 104L35 110L22 87H0V264H95L97 207L83 143L85 127L66 76L50 0ZM14 56L9 53L10 59ZM18 64L23 63L17 61L12 67L17 69ZM38 112L44 113L49 125L46 143L37 141L44 124ZM45 159L54 163L55 176L44 184L33 173L38 187L30 182L28 174L21 173ZM201 160L200 155L194 158L195 171L198 181L206 183L210 177L202 170ZM218 177L215 174L213 179ZM251 184L258 185L255 178ZM80 193L85 195L83 199L77 197ZM63 195H72V201L54 205ZM42 211L46 214L37 222ZM77 236L89 237L88 250H71L70 244ZM76 255L80 261L73 260Z\"/></svg>", "mask_w": 264, "mask_h": 264}]
</instances>
